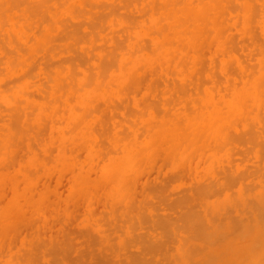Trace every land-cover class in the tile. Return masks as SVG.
<instances>
[{"label":"rangeland","instance_id":"1","mask_svg":"<svg viewBox=\"0 0 264 264\" xmlns=\"http://www.w3.org/2000/svg\"><path fill=\"white\" fill-rule=\"evenodd\" d=\"M11 1H14L15 2V0H11ZM18 1V0H17ZM17 1H16V3H17ZM20 1V0H19ZM18 1V3L17 4H19L20 6H18L17 5V7L16 8H14L15 6H16V3L14 4V3H12V2H10V0H9V2H6L5 0H0V6H1V4L3 5V3H5L4 4V7L3 6H1L0 7V11L2 12V13H0V20H1V22H0V111H1V115H0V117L2 118H0V122L1 121H5V123H3L2 125H3V127H1L2 125L0 124V127H1V130H4L3 128H4V126L6 127V122L7 121H10L11 119H12V117H14L15 115H20V114H17L16 112L15 113H13V111H17L18 112V110H19V108H18V110H17V107H16V105L17 104H19V105H17V106H19L20 107V109L22 110V109H24V110H20L19 112L21 113V112H23V114L21 113V115H20V118H21V120H20V118L19 117H17V116H15V117H17V124L15 123V119L13 118V122L14 123H12V124H9L8 125V127H12V129L11 130H15V126H14V124L16 125V128H19L21 125H23L22 123H24V126H21L20 127V131L22 132V130L24 129V133H26L27 131H29V130H31V132H32V134L33 135H31V137H30V135H29V137H30V139L32 140H30L29 141V138H26V136H27V134L30 132H28V133H26V135H24V133L22 132V134L24 135V137L26 138H23V135L21 134V135H19L18 133H16L18 130H15L14 131V133H16V134H18L19 135V137H18V135L16 136L14 133V137H18V138H13V136H11L13 139H11V141L12 140H15V141H12V142H10L9 141V137H10V135H8L9 134V132H8V134H7V132H5L4 131V136H2V135H0V243L1 242H4V246L5 247H3V245H1L0 246V248L2 247L3 249H1L0 250V263H5V264H15V261H17L18 260V262H16V264H20V262H22L21 264H24V262L26 263V264H100L101 262H104L103 260H106V262H108V259H109V262L111 263V264H120L119 263V260H118V258L119 259H121L122 257V260H120V262L122 263V262H126L125 260H128L129 259V261L127 262L128 264H189V263H191V264H206V262L208 261L209 262V260L212 258L211 257V254H214L215 253V258H214V262L212 261V259L210 260L211 262V264L213 263V264H216L217 262V264H219V263H222V264H226V263H228V264H255L257 261H260L261 259L263 260V256H264V214H263V216L261 217V215H260V217L258 216L259 215V213L260 214H262V212H264V203H263V201H264V180H263V178H264V174H262V173H264V157H263V155L264 154H262V149L260 150V151H258V145L259 144H257L256 142H258V143H260L261 141H262V144L264 143V138H263V135H264V130L262 129H258V128H260V125L262 126V124H263V126H264V119H263V122H262V118H263V116H264V110L262 109L261 111H259V110H257V111H259V113L260 112H263V113H260L261 115H259V113L258 112H251V114L249 113V115L247 114L248 112H246L244 115H248V121L246 122L245 120H246V118H245V116L243 115V117L245 118H240L239 119V117H237L236 116V118H237V120H235V119H233L232 117L234 116V115H232V116H229L230 118H229V122L231 123H234V122H236L237 121V123H239L240 122V124H237V123H235L234 124V126L235 125H240V128H239V126H236L235 128L237 129V131H239L237 134H235V132H236V130H234V129H232V130H234L233 132H234V134H233V136H232V134H230L232 137H231V141L234 139V140H236L235 138H233L234 137V135H235V137H239L240 139H242L243 137H244V139H245V136H243L242 135V133H241V131L242 130H244V131H246V130H249L248 128H252L251 127V125L253 124V122L255 121V123H254V127L252 128V130L253 131H256V132H258L259 134H257L256 132H255V134L253 135V134H250V133H248V131H247V133H248V135H247V133H246V140H241V141H239V138H238V141H235L237 144H239V145H237L234 141H232V142H230L229 144L230 145H232V147H230L229 148V144L228 145H226V146H221V145H219L220 144V142H219V146L218 145H214L215 147L212 149V151L209 149V148H211V146H210V144H208L209 145V147H206V146H208L207 145V142L205 143L204 141H205V139H204V137L202 138V140H200L199 141V143H195V141L193 142V140L191 141V143L193 142L194 144H190L191 146H189L187 149H186V143L188 142V141H190V140H186L185 138H187L186 136H184V139H185V141L186 142H184L183 143V145L182 146H180V147H178V146H176L175 145V147H177V148H173L174 150H172V148H170L171 150H172V155L171 156H169V158H167L166 159V156H167V154H166V152L168 151V150H170V149H167V150H165V148L164 149H162V150H160L161 152L163 151V153L166 155L165 156V159L166 160H169V163H167L166 162V160H165V162L168 164V166L167 165H165V163H164V165L166 166V169H165V166L163 165V163H161L162 162V160H161V162H160V159H158L157 161H159V162H156L155 164L157 165V167L156 168H154L153 166H152V168H153V170H155V171H153L154 173L156 172V171H158L159 170V172L161 171V173H159V172H157V174H155V175H158V173L160 174V176H161V178L163 179L164 177L163 176H166V177H169V175H170V177H171V183L170 182H165L166 184L167 183H169L168 185H166L167 187L165 188L164 187V191L162 192V191H156V186H157V184H159V185H162V182H163V180L161 181L160 180V177L158 176V177H156L155 176V178H153L154 176V174L152 175V173L150 174H147V171L145 172V171H143V172H145V174L143 173V175L141 176V177H139L138 179H135V177H138V176H140V175H137V174H140V172L142 171L141 169L143 168V165L144 164H146V162L148 161V164H146L145 165V167L147 168L148 166L147 165H151L152 163H153V159L151 158V156H152V152L154 151V147H153V150H152V152H150L151 150H149V151H145L143 148H142V142L145 140V135H144V128H145V125H147L148 124V122H150L151 121V119H150V117H151V113L153 114V116L155 117V118H157V119H161V118H167V117H163V115H164V113L165 112H137V109H140V108H142L143 106H144V103H146V104H149V103H147L148 101H152L151 103H153V104H155V100H154V98H158V100L160 101L161 100V98H162V93H163V90L165 89V88H171V86H176L177 85V82H176V80L175 79H172V75L174 76V73H175V67H174V63L173 62H171L168 58H164L163 57V53H159L158 54V57H159V59H161V61L163 62V64H164V68H165V72H166V76L167 77H169V81H168V83H165L164 81H163V78H164V76L165 75H162L159 71H160V69H159V67H157V66H154V68H153V70H154V72L156 71V74L153 72H148L147 74H143V77H141L140 79H137V82L139 81V83H137L138 85L136 86L135 85V82H136V80H135V82H133L134 83V85L132 84V85H130V83H129V85H126V84H123L121 81H120V79H118V78H110V76L109 75H111V74H115V75H119V73H120V71L123 69L122 68V66L127 62H125V63H123V60L124 59H127V57H130L129 56V54L130 55H132V57L131 58H136L138 55H139V52H138V50L136 49V44L137 43H139L140 41H144L143 43H145L144 45H146V46H148V48H147V51H151L149 54H151V55H153L154 53H153V50H150V48H152V45H151V42H150V40H149V38L148 37H144L143 35H141L140 34V32H141V30H143V28H141L142 27V25H141V22H143L142 20H143V18L142 17H140L139 16V13H141V10H142V8H141V4H140V0L139 1H137L136 2V0H129V1H135L134 3L133 2H129L128 0L126 1V3L127 2H129V3H127V4H130V5H125V3H123L122 1H125V0H115V2H114V0H112L114 3L110 6V0L108 1L109 2V6H107V5H105V7H103V9H104V14H106V13H108V12H110V10H111V12L107 15L106 14V17H105V15H104V19H99V21L97 20V19H95V20H93V22H96L95 24H98V26L96 27V25L95 24H93L92 23V25H94L95 27H93L92 25H91V21H92V19L91 20H86L85 19V16H83V14H82V12H80V10H79V8L78 7H76V9H74V11L75 10H77V11H75V13L77 14L78 12H80L81 13V17H80V13H78V15L77 16H79V18L75 15V18H73V14H74V11H73V8H75V7H73V6H68V8H66L67 6V3H68V1L69 0H66V1H64V0H50L49 1V3H48V1H45V0H40V2L41 1H44V2H47V4L46 3H44V4H42L43 2H41L40 3V5H39V3H38V5H35V3H33V2H39L38 0H27V3H25V1H24V3L23 4H20V2ZM73 1V0H72ZM29 2H32V3H29ZM37 2H36V4H37ZM53 2V3H52ZM65 2V4L63 5V3ZM121 2L124 4L123 6H125L124 8H122L123 6H122V4H121ZM139 2V3H138ZM10 3V4H9ZM57 3H58V5H57ZM12 4V5H11ZM34 4V7L32 6L31 7V5H33ZM61 4L66 8V10L64 9L63 10V6H61ZM108 4V3H107ZM119 8V6H120V8L121 9H118V8H116L118 11H115L114 12V6L115 5ZM140 4V5H139ZM9 5H10V8H11V10H9L8 11V9H6V8H8L9 7ZM14 6V7H13ZM30 7V9H28L27 8V10L24 8V7ZM38 6V7H37ZM57 6V7H56ZM108 8H107V7ZM39 7H42V8H40L39 9V11H38V8ZM48 7V8H47ZM49 7H51V9L49 8ZM127 7V8H126ZM9 8V9H10ZM32 8H33V10L34 9H37V11L36 10H34L33 11V14H35V12H38L35 16H33V14H31L32 12ZM57 8V9H56ZM78 8V9H77ZM112 8V9H111ZM133 8V9H132ZM25 9V10H24ZM50 9V10H49ZM109 9V11H107ZM127 11H126V10ZM140 10V12L139 11H136V10ZM7 10V11H6ZM17 10V11H16ZM21 10V11H20ZM31 10V11H30ZM62 10V12H60ZM79 10V11H78ZM122 10V11H121ZM133 12H132V11ZM28 12L29 11V13L28 14H30L29 16H27V13L26 12ZM42 11V12H41ZM52 11V13H50ZM124 11V12H123ZM135 11H136V14H138V16L135 14H133V13H135ZM47 12V13H46ZM57 12H59V14L57 13ZM106 12V13H105ZM122 12H123V14H122ZM130 12V13H129ZM23 13V14H22ZM116 13V14H115ZM118 13V14H117ZM125 13V14H124ZM43 14V17H41V15ZM58 14V15H57ZM21 15H22V17H21ZM25 15V17H23ZM126 15V16H125ZM17 16H20V17H17ZM84 18H83V17ZM137 16V17H136ZM14 17V18H13ZM28 17V18H27ZM65 17H68V20H69V22L65 19ZM101 17H103V15H101ZM117 17V18H116ZM23 18V20H22V22H20L19 20H21ZM32 18H34V20L32 19ZM46 18H48V20L46 19ZM137 18V19H136ZM2 19H4V20H2ZM14 19V20H13ZM26 19H28V21H26V23L24 24L23 23V21L25 22V20ZM60 19H61V21H60ZM62 19L65 21H67V23H66V25L64 26V28H66L67 27V25H69L70 24V22H73V24L75 23L76 25L78 24H80V22L81 21H83L84 23H82L83 24V26H80L81 27V29L79 28V26H78V29H80V32H75V30L76 29H74L73 31H74V35H71L70 34V32H69V35H67L68 33H67V30L69 29V30H71V32H72V29L74 28L73 26L75 25H71L72 27H69L68 29H64L63 27H58V25L60 26V24H63L62 23ZM134 19V20H133ZM60 21L61 23L59 24L58 22ZM78 21H79V23H78ZM86 21H88V22H86ZM103 21H105V22H103ZM86 22V23H85ZM90 22V23H89ZM1 23L3 24V25H1ZM5 23V24H4ZM58 23V24H57ZM69 23V24H68ZM90 24L92 27H93V29H87V31H86V28H88V24ZM103 23H104V25H103ZM114 23V24H113ZM118 23V24H117ZM130 23V24H129ZM133 23V24H132ZM50 25V27L48 26V25ZM55 24H56V26H55ZM65 24V23H64ZM81 24V25H82ZM85 24H87V25H85ZM102 24V25H101ZM14 25V26H13ZM41 25V26H40ZM116 26V27H113V26ZM61 26H63V25H61ZM90 26V27H91ZM107 26V27H106ZM23 27V28H22ZM38 27H40V29L38 28ZM126 27H128V28H126ZM49 28V29H48ZM54 28H58V29H54ZM61 28H63V29H61ZM75 28H76V26H75ZM115 28V29H114ZM38 29V30H37ZM48 29V30H47ZM60 29L61 30H63L64 32H66V33H64L63 31H60ZM121 29H123V31L121 30ZM126 29V30H125ZM128 29V30H127ZM132 29V30H131ZM43 30V31H42ZM52 30V31H51ZM56 30V31H55ZM100 30V32H98ZM106 30V31H105ZM55 31V32H54ZM60 31V32H59ZM79 31V30H78ZM90 33H89V32ZM108 31V32H107ZM119 31V32H118ZM121 31V32H120ZM130 31V32H129ZM51 32V33H50ZM81 32H82V34L85 32L86 33V35H89L88 37H86V35H85V33L83 34V35H81V36H79L80 34H81ZM95 32H96V35H95ZM101 32H103V33H101ZM107 32V33H106ZM125 32H126V34H125ZM35 33H37V34H35ZM54 33H56V34H54ZM57 33H59V34H57ZM60 33H62V34H60ZM77 33V34H76ZM94 35H93V34ZM132 33V34H131ZM119 34V35H118ZM121 34V35H120ZM41 35H43V36H41ZM57 36L58 38L59 37H61V38H63L62 37V35L64 36V35H67V36H64L65 37V42H64V40L62 39H58V40H53L54 39V37L52 38H48V37H50V36ZM60 35V36H59ZM70 35H71V37H70ZM105 35V36H104ZM110 35V36H109ZM82 36H85V38H83ZM94 36H96V38L94 37ZM116 36V37H115ZM123 36V37H122ZM124 36H126V37H124ZM46 39H45V38ZM69 37V38H68ZM112 37H115L114 38V41H112L111 39H113ZM256 37H259V36H256ZM31 38V39H30ZM40 38H42V39H40ZM74 38L75 39H77L76 41H78L79 39V43H77L75 40H74ZM94 38V39H93ZM120 38L121 39H123L124 38V40H120ZM125 38H126V40H125ZM128 38V39H127ZM260 38V37H259ZM39 39V40H38ZM50 41H55L54 42V44L52 45L51 44V42H49V40ZM56 39V38H55ZM81 39H82V41H81ZM85 39H87L86 41H84ZM133 39V40H132ZM146 41H145V40ZM74 40V41H73ZM104 40V41H103ZM111 40V41H110ZM236 40H239V38H236ZM46 41H48V44L47 45H45V43H46ZM52 41V42H53ZM111 43H110V42ZM117 41H119L118 43H117ZM124 41V42H123ZM259 41H260V39H259ZM58 42V43H57ZM62 42V43H61ZM76 42V44H74ZM103 42V43H102ZM106 42V43H105ZM121 42H123L124 44H122ZM37 43V44H36ZM69 43V44H68ZM102 43V45H100ZM108 43H109V45H108ZM114 43V44H113ZM142 43V42H141ZM260 43H262V41H260ZM50 44H51V46H52V48H50L51 46H50ZM79 44V45H78ZM98 44V46H96ZM105 44V45H104ZM100 45V46H99ZM119 45H120V47L121 48H118L119 47ZM50 46V47H49ZM54 46H56V47H54ZM97 47V49H96V47ZM112 46L114 47V48H112ZM118 46V47H117ZM124 46V47H123ZM133 47V48H131V47ZM20 47V48H19ZM42 47V48H41ZM62 47V48H61ZM68 47V48H67ZM95 47V48H94ZM100 47V48H99ZM109 47V48H108ZM119 49H117V48ZM129 47V48H128ZM24 48V50H22ZM38 48H41V49H38ZM47 48H48V52H47ZM50 48V49H49ZM64 48V50H62ZM78 50H77V49ZM250 48V47H249ZM38 49V50H37ZM74 50V52L76 51V53H77V51H79L78 52V56L76 57V56H74V52H73V50ZM92 49V50H91ZM95 49V50H94ZM101 49V50H100ZM108 51H107V50ZM114 49H116L115 51H116V53L113 51ZM130 49H133V50H130ZM50 50H52V51H50ZM58 50H59V52H58ZM60 50H62V51H60ZM71 50H72V52H71ZM84 50V51H83ZM102 50H104L103 51V53H105L104 54V59H105V61H101V60H103V59H101V57L103 58V56H102ZM110 50H112V51H110ZM118 50V51H117ZM95 51V52H94ZM238 51V52H237ZM237 51L236 52H233V54L234 55H236L235 53H239L240 55H241V57H240V55L239 54H237V58L239 59V58H242V60L241 61H239L240 62V64H245L244 62L247 60H249L250 58H251V56H252V61H254V58L256 57V54L254 53V52H251V53H248V51L246 52L245 50L244 51H242V50H240V49H237ZM41 52V53H40ZM48 53V58H49V61H47V57L45 58L44 56H46L47 54H45V53ZM51 52V53H50ZM88 52H90V53H88ZM99 52V53H98ZM101 52V53H100ZM107 52V53H106ZM108 52L110 53V56L111 57H109V54H108ZM112 52H114V54H116V55H114ZM246 52V54H244L243 55V53H245ZM13 53H15V54H13ZM79 53H81V54H79ZM12 54V55H11ZM70 54H72V55H70ZM87 55V54H89L90 56L89 57H85V55ZM91 54H92V56L93 55H95V57H96V59H99V62H97V60L95 59V57L93 56H91ZM112 54V55H111ZM255 54V55H254ZM15 55V56H14ZM41 55V56H40ZM72 57V58H69V59H64V61H63V59L62 58H67V57ZM81 55V56H80ZM125 55V56H124ZM250 55V57H249V59H247L248 58V56ZM255 57H254V56ZM13 56V57H12ZM40 56V58H38ZM64 56V57H63ZM67 56V57H66ZM73 56L75 57V58H78L79 60H77V59H74L73 60ZM106 56V57H105ZM11 57V58H10ZM39 59L38 61H36V62H38V63H36L35 62V60L37 59V58ZM113 57V59H110V58H112ZM126 57V58H125ZM62 59V61L61 60H59V59ZM83 58H88V59H86V61H85V63H84V61H81ZM94 58V59H93ZM121 58V59H120ZM123 58V59H122ZM70 59H71V61H70ZM81 59V60H80ZM91 59V60H90ZM101 59V60H100ZM108 59H110L111 61H114V65H113V62H111L110 60H108ZM227 59V58H226ZM245 59V60H244ZM59 60V61H58ZM69 60V61H68ZM72 60H73V62H72ZM85 60V59H84ZM90 60V61H89ZM96 62H95V61ZM31 61V62H30ZM57 61V62H56ZM82 63H80V62ZM92 61H93V63H92ZM100 61H101V63L102 62H104L103 63V66H104V64H105V62H106V65H105V67L106 68H104L103 66H102V64L100 63ZM244 61V62H243ZM246 61V64H245V66L244 67H246V65H247V67H249V65H251V64H253L252 63V61H248L247 62ZM36 63V65H35V63ZM53 62H55V63H53ZM67 62V63H66ZM70 62H72V64L73 65H71L70 64ZM109 62H111L112 64L110 65V63ZM243 62V63H242ZM33 63V64H32ZM53 63V64H52ZM57 63V64H56ZM89 63V64H88ZM99 63L101 64L100 65V67H99ZM248 63V64H247ZM49 64V65H48ZM50 64H52L51 66H50ZM108 64L110 65V66H108ZM32 65V66H31ZM33 65H35L34 67H33ZM80 65V66H79ZM86 65V66H85ZM215 65H217V69L216 68H213V70H215L216 69V72L218 73V76L220 77V75H221V77H223V79L220 77V78H218V83H219V81H220V83L218 84V83H216L217 85H213L211 82H209V81H207V83L205 82L206 80H203V82H201L200 84L201 85H199V87H200V90L201 91H204L205 89H206V91H207V89H208V91H210L211 92V90L212 89H210L211 87L214 89H216V93H217V95H223L224 96V99L225 100H228V99H230V97H231V94H233V93H236L237 91H239L240 89H241V86H242V81L245 79L244 77H240V75H238L239 73L241 74V76H243V74H242V71H243V69H239L237 66H236V64L234 65V63H232L231 65H229V64H227V66H228V68L226 69L225 68V70L227 71L230 67V69H232V70H230V71H227V75H226V73H225V71H221L220 70V65H219V63L218 62H216L215 63ZM32 68H31V67ZM47 67L48 69H46L45 70V68L44 67ZM57 66V67H56ZM74 66V67H73ZM83 66V67H82ZM88 66H89V69L91 70H89V69H87L88 68ZM112 66V67H111ZM115 66V67H114ZM120 66H121V69H120ZM242 66V65H241ZM253 65H251L250 66V68L252 67ZM43 67V68H42ZM51 67V68H50ZM86 69H85V68ZM246 67V68H247ZM28 68V69H27ZM35 70H34V69ZM112 68H116V69H112ZM166 68H168V69H166ZM243 68V67H242ZM245 68V69H246ZM250 68H247L244 72L245 73H247V71H248V69H250ZM19 69V70H18ZM103 69V71H101ZM219 69V70H218ZM251 69H253V67L251 68ZM250 69V70H251ZM45 70V71H44ZM49 70V71H48ZM168 70H169V72H168ZM218 70V71H217ZM233 70H235L234 72H238V74H236V75H232V76H230L231 78H229V75L228 74H233L234 72H233ZM47 71L49 72V73H47ZM65 71H67V72H65ZM69 71H72L71 73L73 74V76H72V74L71 73H68ZM100 71V72H99ZM115 71V72H114ZM142 71V70H141ZM172 71V72H171ZM233 73H232V72ZM19 72H21V73H19ZM42 72H44V73H46V75L44 76V74L42 73ZM52 74H51V73ZM75 72V73H74ZM87 72L89 73V75H85V74H87ZM100 73L101 75L99 76V77H97V75H96V73ZM119 72V73H118ZM145 72H147V71H145ZM229 72V73H228ZM236 72V73H237ZM27 73V74H26ZM83 73V74H82ZM91 73V74H90ZM168 73L169 74H171V75H168ZM222 73H223V75H222ZM42 74V75H41ZM103 74V75H102ZM155 74V75H154ZM224 74L226 75V76H224ZM49 77H48V76ZM145 75H146V77H145ZM216 75V74H215ZM239 76L240 77V79L239 78H236L235 80L233 79L234 77H236V76ZM67 76V77H66ZM68 76H71V77H68ZM107 76V77H106ZM120 76V75H119ZM217 76V75H216ZM41 77V78H40ZM43 77L44 78H49V80H47V79H43ZM85 77H87V78H85ZM90 77V78H89ZM116 77V76H115ZM155 77V78H154ZM67 78H71V79H69V81H67L68 79ZM73 78L75 79V80H73ZM105 78V79H104ZM40 79V80H39ZM43 79V80H42ZM91 79H93V81L91 80ZM102 79V80H101ZM151 79H154L155 81H150ZM157 79V80H156ZM227 79V80H226ZM13 80V81H12ZM15 80V81H14ZM42 80V81H41ZM49 81V82H47V81ZM86 80V81H85ZM143 80V82H141ZM229 80V81H228ZM241 80V81H240ZM10 81V82H9ZM37 82L36 84H34V82ZM44 81H46V82H44ZM61 81H63L65 84H64V86H63V82H61ZM71 81H72V83H71ZM82 81V82H81ZM90 81V82H89ZM100 81H102V82H100ZM150 81V82H149ZM31 82V83H30ZM32 82H33V84H32ZM60 82V83H59ZM94 82V83H93ZM131 82V83H132ZM155 82H156V84L158 85V87H157V89H155L156 88V86L154 85L155 84ZM174 82H175V84H174ZM231 84H230V83ZM237 82V83H236ZM71 83V84H70ZM154 83V84H153ZM165 83V84H164ZM223 83V84H222ZM224 83H226V85L227 84H229V85H231L230 86V89L229 90H231L233 87V89L229 92L228 90L226 91V89L225 90H223L224 88L223 87H227ZM6 84V85H5ZM42 84H44V85H42ZM84 84H88L89 86L87 87V85H84ZM71 85V86H70ZM76 85V86H75ZM84 85V86H83ZM140 85H142V86H140ZM232 85H233V87H232ZM27 86H29V87H27ZM62 86H63V88L65 89V91H64V89L62 88ZM73 86H75V89H74V87ZM86 86V87H85ZM131 86V87H130ZM149 87L150 86V88L147 90L146 88L144 89L143 87ZM155 86V87H154ZM206 86V87H205ZM216 86V87H215ZM240 86V87H239ZM2 87V88H1ZM68 87V88H67ZM73 87V88H72ZM133 87V88H132ZM134 87H137V88H135L134 89ZM143 88V89H141V88ZM204 87H205V89H204ZM229 87V86H228ZM232 87V88H231ZM235 87H237V88H235ZM46 88H48L47 90H46ZM57 88V89H56ZM74 89V90H72V89ZM91 88V89H90ZM94 88V89H93ZM107 88V89H106ZM123 88V89H122ZM140 88V89H139ZM41 91V90H43V93H41L40 94V92H38L37 93V91H39V90ZM54 89H56V91L54 90ZM95 89H96V91H95ZM111 89V90H110ZM122 89V90H121ZM125 89V90H124ZM139 89V92L138 91H136V90H138ZM204 89V90H203ZM218 89V90H217ZM35 90V93H33V91ZM72 90V91H71ZM93 92H92V91ZM119 90H121L120 91V94H118V91ZM135 90V91H134ZM143 90H145L144 92H143ZM63 91H64V95H63V97H62V94H63ZM75 93H74V92ZM112 91V92H111ZM123 91V92H122ZM157 91V92H156ZM32 92V93H31ZM42 92V91H41ZM44 92H45V96L43 95L44 94ZM47 92H48V94H47ZM69 92H70V94H69ZM106 92H107V94H106ZM143 92V93H142ZM146 92H148V94L149 95H147L146 96ZM214 92V93H215ZM219 92H220V94H219ZM28 93H31V96L33 95H38L37 96V98L35 97H31V99H29L28 98V96H30V94H28ZM115 93V94H114ZM145 93V94H144ZM73 94V95H72ZM81 94H83L82 96H81ZM91 96H90V95ZM106 94V96L104 97V95ZM122 94H124V95H126L125 97L123 96H121ZM143 94V95H142ZM39 95L41 96V97H39ZM48 95V96H47ZM70 95V96H69ZM102 95V96H101ZM116 95V96H115ZM119 95L122 97H120L119 98V101H117L118 100V97H119ZM42 96H44V97H42ZM57 96V97H56ZM114 96V97H113ZM146 96V97H145ZM40 98V100H39V98ZM46 97L48 98V100H46ZM56 97V98H55ZM62 97V98H61ZM77 97H79V98H81V99H83V100H86V101H88V104L86 105V107H87V109L89 108V107H91L90 109H88V113L86 112V110L84 111V112H86L84 115H86V116H89V117H87V119H85L86 118V116L84 117V119L85 120H83V121H81L82 120V118H81V122H83V123H81L80 121V123H79V126H75L74 124H73V116H72V109L74 108V111L76 110V111H80V112H82V110H84V107L85 106H79L76 102H77ZM104 97V98H103ZM128 97H129V100H126V99H128ZM149 97V98H148ZM254 97V95H251L250 97H249V99L250 100H246V101H248V103H249V101H251L252 100V98ZM60 100V102L62 101V105L61 104H59L60 102H59V100ZM103 98V99H102ZM111 98H113V99H111ZM116 98V99H115ZM19 99V100H18ZM38 99V100H37ZM57 99V100H56ZM68 99V100H67ZM121 99V100H120ZM126 101H125V100ZM46 100V101H45ZM51 100V101H50ZM111 100H112V102H111ZM122 100H124L123 102H120V101H122ZM138 100V101H137ZM22 101V102H21ZM48 101V102H47ZM69 101V102H68ZM91 103H90V102ZM110 103V109H109V107H108V102ZM9 102H10V105H9ZM47 102V103H46ZM50 102H52V103H50ZM101 102L102 104L100 105L99 103ZM106 102V103H105ZM114 102V103H113ZM129 102V103H128ZM13 103H17L16 105L15 104H13ZM23 103V104H22ZM30 103V104H29ZM94 103V104H93ZM106 104V105H103V104ZM108 103V104H107ZM117 103V104H116ZM123 104L122 105V108H120L119 107V111L117 110L118 109V105H120L121 106V104ZM125 103H127V105L125 104ZM150 103V104H151ZM5 104V105H4ZM48 104H50V105H48ZM66 104V105H65ZM143 104V105H142ZM15 105V106H14ZM29 105V106H28ZM47 105H48V107H47ZM73 105H75L73 108H72V106ZM95 105V106H94ZM100 107L101 109H102V105H103V109L105 108L104 106H106V111H104V110H102V112L104 111V113H102L101 112V109H99L98 107ZM126 105V106H125ZM129 105V106H128ZM13 106H14V108H13ZM10 107V108H9ZM62 107V108H61ZM95 107H97L96 109H99V114L100 113H102L101 114V116H103V117H99V114L97 115L96 113H93V112H98V110L96 111V109H94ZM108 107V108H107ZM112 107V108H111ZM126 107H128V110H125L127 113H128V115H126V113H124L125 111L123 110V116H122V114H121V110L122 109H127ZM138 107V108H137ZM6 108H8V110L10 109L11 111H6V112H9V114H7V113H4L5 112V109ZM14 110H13V109ZM93 108V109H92ZM137 108V109H136ZM59 109V110H58ZM86 109V108H85ZM109 109V110H108ZM113 109H116L117 111L115 112V111H113ZM7 110V109H6ZM27 112H26V111ZM33 110V111H32ZM108 110V111H107ZM112 110V113L110 112ZM134 111V112H133ZM18 112V113H19ZM25 112H26V114L27 113H29V118L28 117H25L26 116V114H25ZM58 112V113H57ZM80 112H77V114H81L82 116H83V114L82 113H80ZM92 112V113H91ZM105 112H107V113H105ZM113 112H115L114 114H113ZM5 115H4V114ZM11 113V114H10ZM13 113V114H12ZM31 113H32V116H31ZM257 113H258V115H259V117H258V119H257V117H256V115H257ZM60 114V115H59ZM89 114V115H88ZM94 114V115H93ZM104 114V115H103ZM106 114V115H105ZM134 114V115H133ZM255 114V116H253ZM263 114V115H262ZM7 115V116H6ZM13 115V116H12ZM23 115V116H22ZM42 116V120H40V117ZM59 115V116H58ZM126 115V116H125ZM131 115H133L132 116V118H131ZM157 115H159V116H157ZM257 115V116H258ZM10 116V117H9ZM12 116V117H11ZM56 116V117H55ZM115 116V118L114 119H112V117H114ZM249 116H250V118H249ZM262 116V118H260ZM5 117V118H4ZM8 117V118H7ZM25 117V118H24ZM30 117L32 118V119H30ZM45 119H44V118ZM46 117H47V119H46ZM48 117L50 118V119H48ZM68 117V118H67ZM100 118L99 120L97 119V118ZM255 117V118H254ZM8 120H7V119ZM27 118V119H26ZM105 120H104V119ZM120 118V119H119ZM234 118H235V116H234ZM24 119V120H23ZM44 119V120H43ZM70 119V120H69ZM92 119V120H91ZM93 119H95V120H93ZM112 119V123L110 122V120ZM230 119H233V120H230ZM252 119H255V120H253L252 121ZM20 120V121H19ZM25 120H28L27 122L28 123H26V122H24ZM29 120L30 121H32V124L30 123L29 124ZM40 120V121H39ZM46 120V121H45ZM66 120V121H65ZM87 120L89 121V122H87ZM96 120H98V122L96 121ZM119 120V121H118ZM260 121L261 123H260V125H259V122L258 121ZM3 121V122H4ZM12 121H10V123L12 122ZM43 121H45L46 123H45V125H47V127L44 125V122ZM67 121H69L70 123H68L67 124ZM91 121H93V122H91ZM95 121V122H94ZM103 121H104V123H103ZM105 121H106V123H105ZM250 121L252 122V124H249L250 123ZM22 122V123H21ZM39 122V123H38ZM50 124H49V123ZM53 122V123H52ZM63 122H64V124H63ZM137 122V123H136ZM145 122V123H144ZM249 122V123H248ZM20 123V124H19ZM89 123V124H88ZM126 123V126L124 125ZM243 123V124H242ZM7 124H8V122H7ZM20 126H19V125ZM27 124H29V126L27 127V129H26V126H27ZM42 126H41V125ZM53 124V125H52ZM65 124H67V125H65ZM70 124V125H69ZM72 124H73V126H75V128L72 126ZM114 124V125H113ZM130 124H131V126H130ZM242 124V125H241ZM245 124V125H244ZM12 125V126H11ZM26 125V126H25ZM32 125V126H31ZM34 125L36 126L37 125V127H38V125L39 126H41V127H39V128H34ZM51 125V126H50ZM54 125H58V127H54ZM136 125V126H135ZM17 126H19V127H17ZM43 126H45V127H43ZM62 126H65L64 128H65V131H64V128H63V131L66 133V134H63L64 132L62 131ZM68 126V127H67ZM72 126V128H73V130L74 131H72L71 129L72 128H70ZM94 126V127H93ZM8 127H6V128H8ZM23 127V128H22ZM33 128V129H30V128ZM43 127V128H42ZM67 127V128H66ZM121 127V128H120ZM247 127V128H246ZM256 127V128H255ZM258 127V128H257ZM5 128V129H6ZM10 128H8L9 130H10ZM45 128V129H44ZM69 128H70V130H71V132H73V133H69L68 131H69ZM124 129V133L122 134V132L121 131H123V130H121V129ZM264 128V127H263ZM8 129H6V130H8ZM35 129V131H33ZM42 129H44L45 131V133H44V136L42 135L43 134V130ZM241 131H240V130ZM1 130H0V132H1ZM46 130H47V132H46ZM120 131L119 133V135H118V132L116 133V131ZM129 130V131H128ZM260 130H261V132H260ZM80 131V132H79ZM94 131V132H93ZM98 131L100 132L99 133V135L97 134L98 133ZM102 131V132H101ZM244 131H242L243 132V134L245 135V133H244ZM251 130H249V132H250ZM12 132V131H11ZM30 132V133H31ZM37 132H39V133H37ZM42 132V133H41ZM87 134H86V133ZM113 132V133H112ZM128 132V133H127ZM130 132V133H129ZM263 132V133H262ZM2 133V132H1ZM7 135H6V134ZM35 133L37 134V136H34L35 135ZM59 133V135H56V134H58ZM92 133H93V135H92ZM116 133V134H115ZM251 133H253L252 131H251ZM262 133V134H261ZM63 134V135H62ZM82 134V135H81ZM83 134H85V135H83ZM102 134V135H101ZM113 134V135H112ZM125 135V136H123L122 137V135ZM138 136H137V135ZM61 135V136H60ZM97 135V136H96ZM100 135H101V137H100ZM105 135H106V138H105ZM187 135V134H186ZM189 135V134H188ZM242 135V136H241ZM249 135H252L253 137H251L252 139H250V137L248 138V136ZM9 136V137H8ZM21 136H22V138H21ZM56 136H57V138H56ZM60 136V137H59ZM69 136V137H68ZM104 136V138H102ZM118 136V137H117ZM6 137H8V139L6 138ZM36 137V138H35ZM65 137V138H64ZM94 137L97 139V141H96V139H94ZM98 137H100V139L98 140ZM122 138V140H120L121 138ZM125 137H127V138H125ZM138 137H139V139H138ZM188 137H190V136H188ZM254 137H256L257 139L255 140V142H254V147H252V146H250V145H252V144H250L248 141H247V138L249 139V141L250 140H252V143H253V140L255 139ZM260 137V138H259ZM39 138H41V139H39ZM53 138H55V140H53ZM59 138H61V139H59ZM64 138V139H63ZM68 138H72L70 141H69V139ZM130 138H131V140H130ZM136 138V143L137 144H135L136 145V147H137V149H136V147L134 148L133 147V140ZM233 138V139H232ZM37 139V140H36ZM47 139H49V140H47ZM107 139H108V141H107ZM142 139V140H141ZM181 139H183L182 137H181ZM6 142H5V141ZM16 140L18 141V143H19V141H20V145H22L21 147H20V145L19 144H17L16 143ZM23 140H25L24 142H23ZM44 140V141H43ZM65 140H66V142H65ZM118 140V141H117ZM261 140V141H260ZM36 143H35V142ZM64 141V142H63ZM90 141V142H89ZM99 141H101L100 143H99ZM184 141V140H183ZM242 141H244V142H242ZM245 141H247V143L246 144H242V143H245ZM5 142V143H4ZM7 142H10L11 143V145H10V143H7ZM29 142V143H28ZM34 142V143H33ZM57 142H59L58 144H57ZM141 142V143H140ZM239 142H241V143H239ZM4 143V144H3ZM15 143H16V145H15ZM55 145H54V144ZM202 143V144H201ZM204 143V144H203ZM235 143V144H234ZM249 143V144H248ZM6 144V145H5ZM8 144V145H7ZM14 144V146L16 147V148H13V150L12 151H10L12 148L10 147V146H12ZM23 144H25V145H23ZM35 144V145H34ZM57 144V145H56ZM90 144V147H88V145ZM99 144V145H98ZM214 144V143H213ZM216 144V143H215ZM256 144H257V147H255L256 146ZM261 144V143H260ZM259 145V149H260V147L262 146L263 147V150H264V144L263 145ZM18 145H19V149H18ZM54 145V146H53ZM68 145V146H67ZM96 145H97V148H96ZM185 145V146H184ZM187 145H189V144H187ZM195 145H197V146H200V150H203V151H201L200 152V150H199V147L198 148H194V146ZM211 145H212V143H211ZM237 145V146H236ZM240 145H243V146H241L240 147ZM7 146H8V148H7ZM95 146V147H94ZM102 146V147H101ZM125 146H127V148H125V150H124V147ZM203 146V147H202ZM218 146V147H217ZM252 148H250V147ZM56 147V148H55ZM59 149H58V148ZM113 147H116V148H113ZM223 147H225L224 149H223ZM236 147H238V149H236L235 150V148ZM248 148L249 149V151H250V149L252 150V152L251 153H248V152H246V150H245V148ZM6 148H7V151H4V150H6ZM102 148V149H101ZM114 150H113V149ZM134 148V149H133ZM142 150H141V149ZM180 148V149H179ZM184 148V149H183ZM194 148V149H193ZM206 148H207V150L209 149L210 151H208L207 153H206ZM227 148H229L228 150L229 151H231L232 150V152L235 154H232V152H231V154L233 155V156H231V154L229 153V155H230V157H231V159L233 158H238V159H236V160H234L233 161V159L232 160H230V161H232V165H233V163H234V165H233V168H231V164H230V161L228 160V158H229V155H227L226 154V151L228 152V150H227ZM232 148V149H231ZM239 148H240V150H241V152L242 153H244V151L243 150H245V153H244V155H243V157L245 156V154L247 153V154H252L251 155V157H250V155H246L244 158H245V160H239L240 158H241V156H242V153L240 152V150H239ZM246 148V149H247ZM255 150H254V149ZM36 149H38L37 151H36ZM56 149H58V150H56ZM104 149V150H103ZM132 149V150H131ZM138 149H140L141 151L139 152V155L137 154V161H138V164H137V162L136 163H134L135 164V166H134V168H132L133 167V162H132V160H131V157H132V155H133V153H136V151L138 152ZM152 149V148H151ZM196 150L195 151V153H194V151H192V153H189V151L191 152V150ZM216 149V150H215ZM226 149V150H225ZM4 152H3V151ZM42 150V151H41ZM48 150V151H47ZM56 150V151H55ZM182 150H184V151H182ZM213 150L214 151H218V150H221V151H218V153H214L213 152ZM239 152H238V151ZM18 151V152H17ZM21 153H20V152ZM112 151V152H111ZM131 151H133L132 153H131ZM135 151V152H134ZM157 150L155 149V152H154V156H152L153 158H156L157 156H159V158H160V156L161 155H158V153H160V152H156ZM176 151H177V153H176ZM204 151H205V155L203 156V154H204ZM17 152V153H16ZM46 152H49V153H47V154H45ZM55 152H57V154L55 155ZM108 152V153H107ZM144 152V153H143ZM150 152V153H149ZM170 151H168L167 153L168 154H170L169 153ZM225 152V153H224ZM236 152H238V153H236ZM260 153L261 152V155L260 154H257V153ZM8 153H9V156H8ZM13 153H14V155H13ZM41 153V154H40ZM131 153V154H130ZM157 155H156V154ZM163 153H160V154H162V159H163V157H164V154ZM175 153H176V156H175V158H174V155H175ZM184 153V154H183ZM188 153H189V155L191 154V156H189L188 155ZM194 153V154H193ZM199 153H200V155H199ZM223 153H224V155H223ZM241 153V154H240ZM7 154V155H6ZM14 156V157H12V155ZM78 154V155H77ZM97 154V155H96ZM120 154H122V155H120ZM143 154H145V155H143ZM149 154H151V155H149ZM197 156H196V155ZM218 154V155H217ZM226 154V155H225ZM237 154V155H236ZM239 154H240V156H239ZM256 154V155H255ZM73 155V156H72ZM99 155V156H98ZM109 155H111V156H109ZM120 155V156H119ZM130 155V156H129ZM149 155V156H148ZM156 155V156H155ZM185 155H187V156H189L190 157V159L189 160H191V161H189L188 160V158H187V162L185 163V164H183L184 162H183V158L185 159ZM192 155H193V159H194V161H193V159H191L192 158ZM254 155V157L256 158H254V157H252ZM257 155H259V156H257ZM6 156L7 157V160H6V158H4V157ZM49 156V157H48ZM79 157V159L80 158H82L81 160H80V164L81 165H79L78 164V161L79 160H76V158L77 157ZM98 156V157H97ZM140 156V157H139ZM200 156H202L203 157V159H202V161H201V158L202 157H200ZM12 157V158H11ZM76 157V158H75ZM103 157V158H102ZM128 157H129V159H130V162H129V159H128ZM142 157H144V158H142ZM146 157H148V158H146ZM171 157V158H170ZM182 158V159H179V158ZM196 157V158H195ZM209 157V158H208ZM258 157V158H257ZM262 157V159H261V161L259 160V158H261ZM8 158H9V160H10V158H11V160H13V161H9L8 160ZM75 158V159H74ZM108 158V159H107ZM158 158V157H157ZM206 158V159H205ZM211 158V159H210ZM247 158H251V160H250V162H249V160L247 159ZM253 158V159H252ZM25 159H27V160H25ZM72 159H73V161L76 163H74L73 161H72ZM78 159V158H77ZM140 159H144V160H146V162L143 160L142 161V163H141V166H139V162H141V160ZM151 159H152V161H151ZM173 159H175V161L173 160ZM196 159V160H195ZM199 159H200V161L201 162H203L204 160H207V161H205V162H203V163H201V164H203V167L201 166V164L199 163V165H198V161H199ZM214 160V162H213V160ZM218 159V160H217ZM221 159H224V161H226L227 162V160L229 161V163H224V161L223 162H221L220 160ZM227 159V160H226ZM255 159V160H254ZM257 159L259 160V163H258V161H257ZM40 160H43V164H41L39 161ZM71 160V161H70ZM103 160V161H102ZM117 160V161H116ZM122 160H125V162H124V164L122 163ZM156 160V159H155ZM248 160V161H247ZM5 161H8V162H5ZM93 161H94V163H93ZM105 161H107V162H105ZM197 161V166H195L196 164H195V162ZM199 161V162H200ZM257 163H256V162ZM39 162V163H38ZM42 162V161H41ZM85 162V163H84ZM163 162H164V160H163ZM182 162V164L183 165H186V169L185 170H188V168H190L191 167V165H192V173H193V175L195 176V178L193 179V175H192V173H190V171H187V173L185 174V172H184V175L185 176H179L178 178H177V180H179V181H177V180H175L172 176L174 175V171H175V169H176V167L178 166V165H176V164H180ZM192 162V163H191ZM212 162V163H211ZM219 162V163H218ZM238 164H237V163ZM243 162V163H242ZM248 162V163H247ZM251 162H253V163H251ZM262 164H261V163ZM72 163H74V165L72 164ZM100 163V164H99ZM149 163H151V164H149ZM191 163V165H189ZM204 163H206V165H204ZM215 163V164H214ZM222 163H224V164H222ZM4 166H3V165ZM78 164V166H76ZM92 164H94L93 166H92ZM181 164V166H183ZM216 166V168H215V171L216 170H218L219 169V166H220V172H222V173H220L219 172V170L217 171V172H215V174L213 175V174H211V173H208V172H211L212 171V167L214 166V165ZM219 166H218V165ZM220 164H222V165H224L225 166V171L223 170V168H221V165ZM237 164V165H236ZM239 164L241 165L242 164V166H239ZM246 164V165H245ZM248 164V165H247ZM251 164V165H250ZM259 164H260V166H259ZM6 165V166H5ZM39 165V166H38ZM48 165V166H47ZM96 165V166H95ZM136 165H138L137 167H138V169L136 170ZM153 165V164H152ZM159 165V166H158ZM162 165H163V167H162ZM208 165V166H207ZM231 165V166H230ZM243 165H245V168L243 167ZM33 166H34V168H33ZM72 166V167H71ZM75 166L77 167V168H75ZM132 166V167H131ZM155 166V165H154ZM195 166V167H194ZM204 166H206V167H204ZM214 166V167H215ZM224 166H222V167H224ZM227 166H230L229 167V169L227 168ZM246 166H248V167H251L250 169L247 167L246 168ZM253 166H255V168L253 167ZM2 167V168H1ZM124 167H126V168H124ZM162 167V168H161ZM185 167V166H184ZM183 167V168H184ZM198 167V168H197ZM5 168V169H4ZM150 168V167H149ZM149 168H147V169H144V170H149ZM178 168H181L180 167V165L178 166ZM196 168H197V170H196ZM207 168V169H206ZM234 168H236V169H234ZM244 168V169H243ZM4 169V170H3ZM25 169V170H24ZM83 169V170H82ZM97 169V170H96ZM99 169H101V171H104V172H101ZM113 169V170H112ZM132 169H135V171L137 172L138 170V173L136 174V172H134V170H132ZM165 169V170H164ZM202 169V170H201ZM214 169V168H213ZM234 169V170H233ZM257 169H258V172L260 173V175L258 176L257 174H259L258 172H257V174H255L256 173V171H257ZM260 169V170H259ZM87 170H89V171H87ZM96 170V171H95ZM118 170H119V172H118ZM128 170V172H126ZM180 170V169H179ZM179 170H177V171H179ZM182 170V171H183ZM190 170V169H189ZM210 170V171H209ZM227 170H229V172L227 171ZM241 170L243 171V178H242V180H244L243 182L245 183V186L247 185V187L249 186L248 184H251V187H254V185L255 184H257V186L255 185V187L256 188H251L250 186L248 187V189L249 188H251V193H250V191L248 190V189H246L245 187V189H243L244 191H245V193L246 194H242V190H241V187H242V185H241V179H240V177L238 176L239 174L241 175ZM246 170V173L244 172ZM252 172H251V171ZM81 171H83V173L81 172ZM92 172V173H88V172ZM93 171H94V173L96 172V175L97 174H105V173H107V174H118V178H117V180H116V183H115V191L114 190H112V191H114V194L112 193V191L110 190V189H107V188H109V187H107L106 185H107V182L104 180V182L102 183V181H100L101 182V184H100V182H97L95 179V177H97V176H99V175H94V173H93ZM114 171V172H113ZM124 171V172H123ZM149 171H152L151 169L149 170ZM148 171V172H149ZM171 171H173V172H171ZM198 171H200V172H198ZM202 171H203V176H202ZM230 171H233L232 172V174H231V177H233V178H237V177H234V176H238V179H240V182L239 181H237V183L235 184V185H237V186H235L234 185V181H233V179H232V184L234 185H232V184H229V183H227V185L228 186H225L224 184H226V177L224 178L223 176L225 175V176H227V174H225V172L227 173L228 172V177H229V175H230ZM238 171H240V172H238ZM30 172V173H29ZM180 173H181V175H183L182 174V172H181V170L179 171ZM213 172H214V170H213ZM212 172V173H213ZM235 172V173H234ZM248 172H250V173H248ZM262 172V173H261ZM21 173V174H20ZM121 173H123V174H121ZM133 173V174H132ZM142 173V172H141ZM171 173H172V175H171ZM188 173H190L189 175H187ZM197 173V174H196ZM222 174V177H220V174ZM247 174V176H245V174ZM28 174H30V175H28ZM65 174H67V175H65ZM70 174V175H69ZM71 174H72V176H71ZM88 174V175H87ZM102 174L99 176V178L97 179L98 181H99V179L101 178V176H102ZM120 174H121V176H120ZM129 174H131L130 175V177L132 176H134L133 178H132V182L134 183V185L136 184V185H140L141 186V192H142V195H143V191H142V188H143V190H146V192L145 193H147V196H145L144 195V197H146L144 200H145V202H143V198L141 199V197H138V195H137V193H139V191L137 190V188L133 185V183L131 184L132 185V188H133V191H132V188L130 189V184L129 185H127V181L129 180V181H131L130 179H129V176H127V175H129ZM135 174V175H134ZM167 174V175H166ZM178 174V172L177 173H175V175L174 176H176ZM198 174H200L201 175V178H198L199 177V175ZM253 174H255V175H253ZM91 175V176H90ZM137 175V176H136ZM146 175V176H145ZM163 175V176H162ZM190 175H191V177L192 178H190ZM196 175L198 176V177H196ZM204 175H205V177H204ZM207 175H208V177H209V180L208 179H206V178H208L207 177ZM248 175H251V176H249L248 177ZM256 175H257V179H256ZM262 175V176H261ZM30 176H31V178H30ZM87 176H88V181H87ZM92 176L94 177V179H92V181L90 180L91 178H92ZM149 176V178H151L150 179V181L152 182V181H154L153 179H156L155 180V184H154V182L153 183H151L150 185H148V187H149V189H151V191L148 189V187L146 188V186H147V184H146V186H143V185H145L144 183L147 181L146 180V178L145 177H148ZM214 176V177H213ZM220 177L221 179L223 178L224 180V182H222V180L220 179L219 180V182L220 183H218V181H217V177ZM245 176V177H244ZM62 177V178H61ZM72 177V178H71ZM91 177V178H90ZM143 177V179H142V181H141V179L140 178H142ZM165 177V178H166ZM227 177V178H228ZM253 177H255L254 179H252ZM263 177V178H262ZM48 178V179H47ZM69 178H71V180L69 179ZM86 178V179H85ZM149 178H148V180H149ZM159 178V179H158ZM186 178H188L189 180L187 181L186 180ZM216 178V179H215ZM61 179V180H60ZM67 179V180H66ZM74 179L75 180H78L79 182H81L78 186H74L73 184H74ZM105 179V178H104ZM135 179V182L133 181ZM140 179V180H139ZM168 179V178H167ZM167 179H165V181H167ZM181 179L182 180H186L184 183L186 184H183V181H181ZM193 179V181L191 182V180ZM198 179V180H197ZM204 179V180H203ZM206 179V180H205ZM212 179H213V181H212ZM229 179H231V178H229ZM246 179V180H245ZM261 179H262V181H261ZM94 180H95V182H94ZM121 180V181H120ZM141 181L140 183L139 182H137V181ZM146 180V181H145ZM158 180H160V181H158ZM173 180V181H172ZM208 180V181H207ZM216 180V181H215ZM235 180V179H234ZM237 180V179H236ZM61 182V183H59V182ZM89 181H91V182H89ZM159 183H158V182ZM199 181V182H198ZM201 181V182H200ZM215 181V182H214ZM260 181H261V183H260ZM48 182V183H47ZM51 182V183H50ZM56 182H58V184H57V187H58V189H56V188H53V189H55V190H53L52 188H51V186H54V187H56ZM66 182V183H65ZM90 183L91 184V186H92V183L94 184L93 185V187H89V185H88V183ZM122 184V187L120 186L121 184ZM148 182V181H147ZM146 182V183H147ZM176 182H179V184H177ZM190 182V183H189ZM206 182V183H205ZM212 183V182H214V185L213 184H211L212 186H215V188L216 189H213L214 191H216V193H217V195H216V193L214 194V196H213V194H212V190H211V185L209 184V183ZM228 182V181H227ZM239 182V183H238ZM242 182V184L244 185V183ZM252 182V183H251ZM47 183V184H46ZM51 184V186H50V184ZM54 183V184H53ZM63 183H65V185L63 184ZM84 185H83V184ZM87 183V184H86ZM105 183V184H104ZM157 183V184H156ZM165 183L163 182V184L165 185ZM205 183V184H204ZM41 184H42V186H41ZM61 185V186H58V185ZM98 186H97V185ZM172 184V185H171ZM175 184V185H174ZM190 184H191V187H190ZM195 184V185H194ZM203 184V185H202ZM219 184V185H218ZM239 184V185H238ZM263 184V185H262ZM5 185V186H4ZM28 185H30V186H28ZM50 187H49V186ZM83 185V187H79V186H82ZM88 185V186H87ZM100 185L103 187V188H105V191H104V189H103V193H102V191H100V190H102V187H100ZM126 185V186H125ZM199 185H200V187H199ZM233 186V187H231V189H230V191H232V193H233V195L232 194H229V193H231V192H228V188L230 187V186ZM85 186H86V189H85ZM96 186H97V188H96ZM123 186H125V187H123ZM134 186V187H133ZM150 186H151V188H150ZM172 186V187H171ZM192 186H194L193 188L195 189L196 187L195 186H198L196 189H198L199 190V188H200V190L198 191V190H196L195 189V191L193 190V192L191 193V189L190 188H192ZM201 186H203V188L204 189H206L205 187H211L210 188V191L209 190H207V191H209L210 192V195L209 196H211L212 197V199H211V197L209 198V196L208 197H206L207 196V191H206V194H205V192L203 191V192H201L202 193V196H205L204 198L201 196H198V195H200V194H196L197 193V191H198V193L201 191ZM223 186V187H222ZM44 187V188H43ZM78 187V189H76V188ZM87 187L90 189V191H89V189H87ZM94 187H95V189H94ZM98 187H100V188H98ZM127 187H129L128 189H130V191H131V194H133L134 195V197H136L137 196V198H140V205H139V207H140V210L139 209H137V208H135V205H136V207L138 206L137 204H139V203H136L137 202V200L135 201V203L136 204H134V206H133V208L131 207L132 205L131 204H127L126 205V201H130V202H133V195H132V199H130L129 197H131V195H128L127 193H125L124 191L125 190H127ZM158 187H160V186H158ZM182 187H186V188H188V191L187 192H185V193H187L188 195H186L185 193H183V195H185L186 196V200L187 199H189V200H187V201H185V204H187L188 205V201L192 204V206H191V209H190V205L191 204H189L188 206L187 205H184L187 209L186 210H189V211H186V213H184L183 211V213L185 214V218L187 217V219L186 220H188V218H191V215L192 216H194V212L195 213H197L196 215H200V216H198V218H199V220H197L198 218H197V216H195L196 217V219L193 217L192 218V222H193V224H194V221H195V223L198 221V224H199V226L198 225H196V224H194V225H196V227L194 226V225H191V221L189 220V222H185L187 225H188V227H190L189 229H190V232H192L191 230H193V228H194V230H195V232H192V233H190L189 232V230H188V228H187V233H183V231L181 230L182 228H183V226L184 225H186V224H184L183 225V223L182 224H180V221L178 222V220H177V223L174 221V219L176 220L177 218H180V216H179V213H181V211L180 210H184L185 211V207L183 208V206L182 207H179V205L177 204V203H179V202H174V201H176V200H173L172 199V197L173 198H179V197H183V195L181 196V194H182V192H184V191H186L187 189L185 188V190H184V188H183V191L182 192H180V188H182ZM235 187V188H234ZM49 188H50V190H49ZM71 188V191L73 190L74 191V194L75 193H77L78 191H80L81 189H84V190H81L80 192L83 194L84 193V195H81L82 197L81 198H79V200L78 201H80L79 203H78V201H77V198H78V196H80L79 194H81V193H77V195L75 194V195H73V194H71L69 191V189ZM75 188V189H74ZM117 188H119V189H117ZM123 188V189H122ZM125 188V189H124ZM134 188H136L135 189V191L137 190L138 192H134ZM192 188V189H193ZM218 188H224V189H222V193H220V191H218L219 189ZM16 189L18 190L17 192H16ZM36 189H38V192H37V190ZM48 190V191H50V192H46V191H44V192H46V193H44V192H42V193H40L41 192V190ZM51 189H52V191H51ZM99 190V191H97V190ZM149 191H148V190ZM152 189L153 190H155V193H154V191H152ZM158 189H160V188H158ZM157 189V190H158ZM172 189V190H171ZM218 189V190H217ZM228 189V190H227ZM234 189H235V191H234ZM259 189V190H258ZM263 189V190H262ZM42 190V191H43ZM78 190V191H77ZM92 190H93V193L95 192L94 190H96V194H94V196H92L93 195V193H92ZM122 190H124L123 192H121ZM139 190H140V188H139ZM225 190H227V192L225 191ZM255 192H254V191ZM258 190V191H257ZM4 191H6L5 193H3ZM31 191H32V193H31ZM54 191V192H53ZM76 191V192H75ZM83 191V192H82ZM111 191V192H110ZM128 191V190H127ZM148 191V192H147ZM170 191V192H169ZM104 192H105V195L106 196H108L109 194H111V198H110V195L108 196V197H106L105 195H104ZM149 192L150 193H153V194H156V192H157V195L158 196H156V197H154V195L153 194H151L152 195V197H153V199L149 196L150 194H149ZM167 192V193H166ZM174 192L175 193H177V192H180L179 193V196L178 197H176L177 196V194H175V195H173L174 194ZM195 192V193H194ZM209 192H208V194H209ZM218 192L221 194L220 195V197H219V194H218ZM226 192V193H225ZM241 192V193H240ZM44 193V194H43ZM53 193L55 194H57V195H60V196H56V197H53V198H51L52 197V195H53ZM69 193V194H68ZM92 193V195L90 196V194ZM98 193V194H97ZM100 193H102L103 195H104V197H103V195H101ZM107 193V194H106ZM109 193V194H108ZM158 193H160V194H158ZM162 193V194H161ZM193 193L196 195V196H193ZM204 193V194H203ZM244 193V192H243ZM43 194V195H42ZM114 196H113V195ZM118 194L120 195V196H118ZM125 194H127L126 195V197H128L130 200H128L126 197H125ZM141 194V193H140ZM149 194V195H148ZM164 194H166V196H168V195H172V196H168L170 199H171V201L169 202V198L167 199L166 198V196L164 197ZM191 195V198H193L192 200H190V195ZM223 194V195H222ZM229 194V195H228ZM251 194V195H250ZM7 195V196H6ZM68 195H70V198L68 197ZM74 196V198H73V196ZM106 200V202H107V205H105L106 204V202L104 201V199L101 197V196ZM122 195H123V197L125 198L124 200H123V198L121 199V197H122ZM163 195V198H165L164 200L166 201V202H164V200H163V198L161 197ZM55 196V195H54ZM75 196L77 197V198H75ZM98 196H100L101 197V199H102V203L100 202V198L98 197ZM116 196H118L119 198L117 199V201H119L120 199L122 200V202H119V204H120V206L122 205V204H124L125 203V205H123V208H122V206H121V208L123 209V211L125 212H121L120 211V207H115L116 206V203H118V202H116L115 204H114V207H110V205H113L112 203H113V201L112 200H114L115 201V197ZM175 196V197H174ZM193 196V197H192ZM228 196H229V198H228ZM232 196L234 197V199L240 204H237L238 206H235L236 205V203L237 202H235L233 199H232ZM67 197L69 198V200L67 199ZM88 197V198H87ZM91 197H94V199H98L97 200V202H100L101 204H100V206L98 205V203H97V205L96 206H98L97 208H99V207H102L103 206V208H99L98 209V211H95V210H97V209H94L93 207L95 206V202H93L94 201V199H92ZM158 197V198H157ZM159 197H160V199H159ZM188 197V198H187ZM215 197V198H214ZM243 197H245L247 200H251V199H253V200H251V201H253L252 203H257V204H250V205H256L255 207H256V209L260 206L262 209H261V212H257L259 209H260V207L256 210H254L253 209V211H251L252 209H251V206L250 205H247L246 203V200H244V199H242ZM262 197H263V199H262ZM5 198V199H4ZM61 198V199H60ZM71 198H73L72 200H71ZM92 199V200H89V199ZM114 198V199H113ZM117 198V197H116ZM158 200H157V199ZM200 200L201 198H203V199H201L200 201H202V203L205 201V204H203V205H200V204H202L200 201H198V199ZM27 199V202L25 201ZM60 199V200H59ZM75 199V200H74ZM81 199V200H80ZM151 199V200H150ZM154 199H156V201H155V204H157V202H158V206L160 207V210H159V207L157 208V210H158V213L159 214H161L162 216H159V217H164L165 219L170 215V214H172V215H170L169 217H176V218H167L166 219V221L167 220H169L170 222H172L171 224L167 221V223H169L168 224V226H169V229H170V231H168V233L169 232H173L174 230H176V232L175 233H172V235L173 234H175V238L174 237H172L170 234V236L172 237L171 238V240L174 238L177 242H174L173 240V242H171L170 243V237L168 238L167 236H169L168 234L166 235V234H164L165 232L164 231H159L158 230V228H155V226L156 225H154L155 223L153 222V220L157 217H155V214L157 215L158 213H156L157 211L156 210H154L156 207H157V205H155L154 204ZM185 199V198H184ZM205 199V200H204ZM208 199V200H207ZM232 199V200H231ZM31 200V201H30ZM54 200H55V202L57 203V205H59V206H57L56 205V203L54 202ZM56 200H58V201H56ZM67 200H68V202H67ZM74 200V201H73ZM120 200V201H121ZM147 200H149L150 201V203H149V201H147ZM195 200V201H194ZM225 200H227V201H225ZM240 200V201H239ZM259 200V201H258ZM263 200V201H262ZM26 203H25V202ZM53 201V202H52ZM61 201V203H59ZM72 203H71V202ZM89 201V202H88ZM92 201V202H91ZM96 201V200H95ZM148 202V204L149 205H151L150 207H148V205H147V202ZM162 201L164 202L163 204H167V201H168V203L169 204H171V205H173V207L174 206H176L175 208H174V210L176 209V212H179V213H177L176 214V212H173V213H171V211H172V209H171V211H170V209L168 210V208L166 207V209L170 212H168L167 214V216H166V214H164V213H166L167 211H166V209H165V207H163L162 206ZM193 203H192V202ZM198 201V202H197ZM208 201V202H207ZM231 201H232V203H234V204H231ZM23 202L25 203V204H23ZM38 202H40L39 204H38ZM50 203V205L49 204H45V206L43 205L44 203ZM67 202V203H66ZM88 204H87V203ZM105 202V203H104ZM109 202H111V204H109ZM130 202H128V203H130ZM152 202V203H151ZM199 202H200V204H199ZM248 202H250V201H248ZM259 202H260V204H259ZM28 203V205H30L31 204V206L32 207H34L35 205V207L33 208V209H31L30 208V211L29 212H37V210L39 209L38 208V206H40L41 207V204L44 206V213L47 211V213H49V211L50 212H53V214H51V213H49V216H48V214L46 215H44L43 214V212H42V209L41 210H39L40 212H39V214H38V218H40V219H43L44 218V216H48L49 218H47V217H45L44 219H43V221L44 222H37L38 220V218H35V216L33 215V213L31 212V214L34 216V217H31L32 218V220L31 221H33V222H35V224H36V226L33 224V223H29L30 224V230H31V227L33 228V225H34V227H35V229L34 230H36V228L38 229V228H40L39 226H41V228L43 229V231H42V229L41 230H36L34 233L32 232V231H34L33 229L31 230V231H29L28 232V225H25V223L26 224H28V222H29V218H28V215L26 214L27 212H25V209H27L25 206H26V204ZM30 203V204H29ZM63 203V204H62ZM66 203V204H65ZM85 203V204H84ZM89 203L90 204H92V205H89ZM95 203V204H94ZM144 203H146V205L144 204ZM181 203H182V201H181ZM184 203V202H183ZM197 203V205H199V206H201V207H199V208H195V207H197V205H195ZM218 205H217V204ZM242 203V204H241ZM52 204H54V206H55V208L56 209H58V212H57V210H54L55 208L53 207V205ZM67 204H69V205H67ZM79 204H80V206H82V204H83V208L81 207L80 208V206H79ZM86 204H87V206L88 207H86V208H84L85 206H86ZM104 204V205H103ZM226 204V205H225ZM230 204H231V206H230ZM261 204H263L262 206H261ZM10 205H12V207L10 206ZM20 205H23V206H20ZM27 205V206H28ZM46 205H48V206H46ZM63 205H64V208H63ZM66 205H67V207H66ZM143 205H145L143 208H142V206ZM155 205V206H154ZM161 205V206H160ZM208 205V206H207ZM246 205V206H245ZM11 207V208H8V209H5V207L7 208V207ZM51 206V207H50ZM60 206H62L61 208H60ZM71 206H73L74 208L76 207H79L80 209H81V211L78 209H73V211L72 212H75V213H72L71 214V212H70V210H71V208H73V207H71ZM108 208V209H110V210H108L106 207ZM127 206V207H126ZM152 206H154L153 208H152ZM180 206H181V204H180ZM203 206H205V207H203ZM209 207V208H207V207ZM225 206L227 207V209H228V211H229V213H230V211H233L232 212V214H229L230 216L232 215V217H237V218H235V219H237V220H235L236 222H242V221H240V220H243V218L245 219V220H243L244 222H242V225H243V223H244V225H243V228H241L240 227V223H238L237 225H239V226H236L237 227V229H236V227L234 226V228H235V230H236V232H237V230H238V228L240 227L241 229H239L238 230V232L240 233V236L237 234V233H235L234 231H233V227H232V225L229 223V220H231V219H229L227 216H228V212H227V209H225ZM230 206V207H229ZM235 206V207H234ZM249 206V207H248ZM253 206V207H254ZM18 207V208H17ZM24 209V207H25V209H24V211L22 212V208ZM30 207V206H29ZM47 207L50 209V208H53V209H47ZM60 208V210H59V208ZM164 208V209H161V208ZM212 207H214L213 209H211ZM246 208V211L244 210V209H242V208ZM36 208V210L35 211H33L34 209ZM92 208L94 209L93 210V213H92ZM114 208H117V210H115L114 212L116 213L117 211V213H116V215L114 216V214L112 213L113 211H112V209H114ZM130 208H131V210H130ZM144 208H147V210L146 211H144ZM179 208H180V210H179ZM189 208V209H188ZM195 209V211L193 212V211H191L192 209ZM235 208H238V209H240V211L242 212H237V210L235 209ZM17 209H19L17 212L15 211V210H17ZM22 209V210H21ZM47 209V210H46ZM84 209H86V210H84ZM91 211H90V210ZM103 209V211H101ZM135 209H137V210H135ZM152 209H153V211H156L155 213L153 212L152 213ZM193 209V210H194ZM207 209H209L208 210V214H209V211H210V214H209V216L212 218H210L208 215L206 216V214H207V211L206 210ZM230 209V210H229ZM5 210V211H4ZM28 210V209H27ZM26 210V211H27ZM75 210H77V211H79V212H81V213H78V214H76L77 212L75 211ZM164 210H165V212H164ZM199 210V211H198ZM224 210H226V211H224ZM245 211V213L247 212V211H249V212H247V213H250V214H247L246 213V215H245V213H244V211ZM7 211V212H6ZM55 211V212H54ZM66 211V212H65ZM90 211V212H89ZM102 212V213H100L99 214V216L96 218V216L94 215V213L96 214H98V212ZM110 211V212H109ZM130 211V212H129ZM134 211H139V212H134ZM191 211V213L190 214H187V213H189ZM196 211H198V212H196ZM5 212V213H4ZM19 212L21 213V214H19ZM28 212V213H29ZM41 212H42V214H41ZM61 212H63V219L65 218L66 220L68 219V221H67V223H68V225H66L67 223H66V220H62L61 218L62 217H60V216H58V215H61ZM87 212H89V213H87ZM106 213V214H108V215H106V217H105V214L103 215V213ZM134 212V213H133ZM143 212V213H142ZM146 212V213H145ZM16 213V214H15ZM56 213H58V214H56V217H55V214ZM83 213V214H82ZM119 213V214H118ZM124 213V214H123ZM135 213L136 214H138V216L135 218V217H132V216H134L135 215ZM174 213L177 215V216H179V217H177V216H174ZM218 214V216H217V214ZM253 213H254V215H253ZM256 213H258L257 215H255ZM36 214V213H35ZM37 214H36V217H37ZM69 214L71 215V217H69ZM85 214V216H83ZM90 214H92V216L90 215ZM102 214V215H101ZM110 214V215H109ZM113 214V215H112ZM130 216H129V215ZM143 215V216H145L146 218H148L149 219V222H151V228H149L150 226H148V225H150V223H148V224H146V223H144L143 224V222H146L145 220H143L142 219V221L143 222H141V219L139 218L141 215ZM150 216H149V215ZM152 214V215H151ZM153 214H154V218L153 217H151V216H153ZM183 214V215H184ZM215 214V215H214ZM227 216H226V215ZM252 214V215H251ZM12 215V217H11V219L9 218V216H11ZM15 215V217H13ZM18 215V216H17ZM19 215H23V216H25V215H27V216H25L26 217V222H25V217H20ZM43 215V216H42ZM77 215H79V216H77ZM87 215H88V217H87ZM118 215H119V217H118ZM126 215V217H124ZM164 215V216H163ZM186 215H188V216H186ZM222 216V218L224 217V219H222L221 220V216ZM225 215V216H224ZM249 215L252 217H250V220H248L249 219ZM17 216V217H16ZM54 216V217H53ZM73 216H76V218L74 219L75 221H73V219H71V218H73ZM91 216V217H90ZM94 216H95V220L93 219L94 218ZM123 216V217H122ZM143 216H141V217H143ZM217 217V218H215V219H217V220H215L213 223V225H211L212 224V222H209V221H211V220H213L214 218L213 217ZM256 216H257V219H255L256 218ZM29 217H30V214H29ZM43 217V218H42ZM53 217V218H52ZM69 217V218H68ZM83 217V218H82ZM103 218V220L105 221H103L102 220V218ZM113 217V218H112ZM115 217H117V219L115 218ZM144 217V218H145ZM184 217V216H183ZM181 218L182 219V221H185V220H183L184 218ZM207 217H209L210 219H208ZM225 217H227L228 219H226ZM7 218H9V219H7ZM22 218V219H21ZM52 218V219H51ZM80 218V219H79ZM84 218H86V220H84ZM87 218H88V222H87ZM106 218H107V220H106ZM112 219V222H114V225H115V228L114 227H111V226H114L113 225V223H112V225L111 224H109V222L111 221L110 219ZM203 219V220H200V219ZM231 218V217H230ZM240 218V220L238 221V219ZM248 218V219H247ZM5 219V220H4ZM50 220V221H48V223H50V224H48L47 223V221L46 220ZM69 219H71L72 221H70ZM116 219V221H114ZM118 219H119V221H118ZM148 219H147V221H148ZM159 219V218H158ZM208 219V220H207ZM251 219H253V221L251 220ZM4 222H3V221ZM19 220V222H17ZM24 220V222L23 223H21L22 221ZM35 220V221H34ZM54 220H57V222H60V223H62V230H61V224L60 223H57L56 221H54ZM91 220H93V221H91ZM136 220H138V221H136ZM139 220H140V222H139ZM156 220V219H155ZM219 220H221V221H219ZM1 221H2V223H1ZM46 221V222H45ZM52 221H54V222H52ZM81 221V222H80ZM118 221V222H117ZM124 221V222H123ZM157 221V220H156ZM162 220L160 219V222H161ZM163 221H165V220H163ZM166 221H165V223H166ZM175 223H174V222ZM201 221H203V223L205 224V225H203L202 223H201ZM248 221H250L249 222V226L252 228L251 229V231H249L250 230V228H249V230H247V231H249L248 233L246 232V230L244 229V228H246V229H248L247 228V226H248ZM17 222V223H16ZM65 222V223H64ZM70 222H71V224H70ZM78 222V223H77ZM97 222V223H96ZM119 222H121V223H119ZM122 222H123V225H122ZM136 222L137 224H135V226H134V229L136 230H134V229H132L133 227L131 226L132 224H134V223ZM160 222H159V224H160ZM219 222V223H218ZM220 222H221V224H220ZM223 222V223H222ZM232 222V221H231ZM233 222H234V219H233ZM232 222V223H233ZM21 224V227L24 229H21V228H16V225H14V229L16 228L17 230H14L13 229V226L12 227H7V226H11L12 224ZM44 223V224H43ZM63 223H64V225H63ZM96 223V224H95ZM119 223V224H118ZM127 223V224H126ZM139 223V224H138ZM152 223H154V224H152ZM165 223H163V225L165 224ZM220 224L221 226H219L218 224ZM32 224V225H31ZM39 224H41V225H39ZM46 224H48L47 226H46V229L48 228V231H46V230H44V228L45 227H42L43 225H46ZM53 224V225H52ZM76 224V225H75ZM104 224V226H102ZM118 226H117V225ZM130 225V229L128 228V226ZM142 224H143V227H142ZM147 226H146V225ZM158 224V225H159ZM174 226H173V225ZM176 224L178 225V226H176ZM181 226H180V225ZM190 224V225H189ZM223 224V225H222ZM245 224H246V226H245ZM253 224V225H252ZM52 225V226H51ZM70 225V226H69ZM92 225V226H91ZM95 225V226H94ZM96 225H98V227L96 226ZM100 225V226H99ZM160 225H162V224H160ZM211 225V226H210ZM218 225V226H217ZM102 226V227H101ZM110 226V227H109ZM116 226L118 227V229L116 228ZM138 226H140V228L142 227V229H144V230H142V229H140ZM198 226V227H197ZM5 227H6V229H5ZM20 227V226H19ZM25 227V228H24ZM66 229H65V228ZM107 227V228H106ZM154 227V228H153ZM156 227H158V226H156ZM166 226L164 225V226H159V228H161V230H163L164 228H165ZM177 227H179V229L180 230H178L177 229ZM185 227V226H184ZM187 227V226H186ZM193 227V228H192ZM201 227L202 228H204V235L203 234H200L201 236H203L202 238H197V237H201L200 235L199 236H197V232H199V231H201L202 229H201ZM205 227H207V229L205 228ZM210 227V228H209ZM217 227H219V228H217ZM226 227H228V228H226ZM263 227V228H262ZM3 228V229H2ZM8 228V229H7ZM50 228V229H49ZM81 228V229H80ZM98 228V229H97ZM106 228V230H104V229ZM139 228V229H138ZM167 229H168V227H166ZM174 228V230H172ZM200 230H199V229ZM223 228H224V230H223ZM231 228V229H230ZM20 229V230H19ZM27 229V230H26ZM111 229H112V231H111ZM115 231H114V230ZM127 229V230H126ZM132 229V230H131ZM150 229H154L152 232H154V233H151V231H150ZM215 229H217V230H215ZM230 229V230H229ZM3 230V231H2ZM6 230H8L7 231V233L5 234V231ZM11 230H14L13 231V233L14 232H20L21 230H22V232H20L21 233V236H20V234H19V236H15L13 233V237L16 239H13L12 237H11ZM65 230H67V231H65ZM102 230H104V232L102 231ZM177 230H178V232H177ZM210 230H211V232H210ZM240 230L241 231H243V232H240ZM9 231H10V233H9ZM24 231H27L31 236L29 237V240H28V238H27V236L26 235H29L28 233H24ZM37 231H41L42 233H38ZM45 231V232H44ZM51 231V232H50ZM62 231H63V233H62ZM105 231H108V232H105ZM114 231V232H113ZM132 231H135V232H132ZM140 231V232H139ZM144 231H148L147 233H144ZM160 233H159V232ZM181 231V232H180ZM186 231V230H185ZM256 231V232H255ZM262 231V232H261ZM1 232H3V233H1ZM61 232V233H60ZM130 232H132L133 234H135V235H133L132 233H130ZM144 233V234H141V233ZM155 232L157 233V237H156V235H154L155 234ZM219 232V233H218ZM224 234H223V233ZM226 232V233H225ZM22 233H24L23 235H25L26 236V238H25V236H24V238H22ZM39 234V235H36V234ZM50 233V234H49ZM58 233V235L56 236V234ZM104 233V234H103ZM106 233V234H105ZM110 233V234H109ZM193 233H197L196 234V236H195V240H193L194 238H192L190 241H189V243H188V239L187 238H190V237H188L189 235L191 236ZM203 233V232H202ZM231 233V234H230ZM234 233V234H233ZM250 233V234H249ZM2 234V235H1ZM7 234H10L9 236L7 235ZM33 234V235H32ZM47 234V235H46ZM53 234H54V237H53ZM98 234V235H97ZM119 234V235H118ZM140 234V235H139ZM146 234H147V236L149 237H147L146 236ZM163 234H164V238H165V240H167V241H163L164 243L166 242V247L165 246H163L164 248H166V249H164L163 247H162V245H164L161 241L163 240ZM178 234V235H177ZM189 234V235H188ZM205 234H209V236H207V237H209L207 240H205L206 238H205ZM242 234H243V237H242ZM246 234V235H245ZM34 235H36L37 237V239H39L40 237V242L42 243V241H41V239H43V240H45L43 243H42V246H37L38 244V242H36L35 244H34V241L35 240H33V239H36V238H34L35 236ZM43 235V236H42ZM45 235H46V237H45ZM63 235L65 236V238L63 237ZM113 235H114V238H113ZM138 235V237L139 236H141V237H139V238H136V239H134L136 236ZM151 235V236H150ZM181 235V236H180ZM188 235V236H187ZM222 235V239H221V241H220V238H218V237H220ZM224 235L226 236L227 235V238L226 237H224ZM233 235V236H232ZM237 235V236H236ZM8 236V237H7ZM34 236V237H33ZM47 236H48V238H47ZM51 236V237H50ZM118 236V237H117ZM121 236V237H120ZM125 236V237H124ZM144 236V237H143ZM178 236V237H177ZM180 236V237H179ZM186 236H187V238H186ZM193 237H194V234L192 235ZM218 236V237H217ZM234 236H236V237H234ZM245 236V237H244ZM39 237V238H38ZM58 237V238H57ZM124 237V238H123ZM128 237V239L130 240V243H129V241H128V239H126L125 240V238H127ZM133 237V238H132ZM145 239V241H148V243H146L145 241H144V239ZM186 238V241L187 242H183V244H182V242L181 241H183L184 239H182V238ZM214 237H217V239H213ZM224 237V238H223ZM232 237V238H231ZM240 237V238H239ZM5 238H7V240H5ZM11 238V239H10ZM19 238H22L21 240L22 241H20L19 240ZM45 238V239H44ZM51 238V239H50ZM57 238V239H56ZM62 238V239H61ZM116 238H118L117 240H116ZM161 238V239H160ZM178 238H181V240L180 239H178ZM204 238V240H202L201 242L199 241L200 239H203ZM226 238V239H225ZM239 238V239H238ZM245 238V239H244ZM5 240V241H2V240ZM18 239V240H17ZM52 239H53V241H55V242H53L52 241ZM54 239H56V240H54ZM65 239H67V240H65ZM70 239V240H69ZM71 239L74 241H71ZM110 239H114L113 241L112 240H110ZM140 239H141V241H140ZM160 240V242H158V244H157V242L155 241V240ZM213 239V243L212 244H210L211 243V241L210 240H212ZM243 241H242V240ZM9 240H13V243H14V245H13V243H12V241H9ZM25 240V241H24ZM69 240V241H68ZM93 240V241H92ZM123 240L124 241H126L124 244L122 243L123 242ZM136 240V241H135ZM214 240H216V241H218L217 243H219V245H220V247H219V245L218 244H216V242L214 243ZM249 240H251L250 242H249ZM253 240V241H252ZM255 240V241H254ZM257 240V241H256ZM6 241H9L10 243H12V244H8V242H7V244L5 245V242ZM48 241H49V243H48ZM51 241V242H50ZM132 241V242H131ZM135 241V242H134ZM139 241V242H138ZM156 243H155V242ZM197 241H199V242H197ZM203 241H205L204 242V245H206L207 244V242H209V244H207L206 245V248H204L205 246L204 245H202L203 244ZM207 241V242H206ZM242 241V242H241ZM259 241H260V243H259ZM109 244H108V243ZM142 242V243H141ZM153 242L155 243L154 245H152L153 244ZM251 242H252V245H251ZM255 242V243H254ZM41 243L39 244V245H41ZM151 243V244H150ZM161 243V244H160ZM195 243V244H194ZM200 243H201V245H200ZM238 243V244H237ZM254 243V244H253ZM260 245H259V244ZM2 244V243H1ZM26 244V245H25ZM45 244V245H44ZM63 244V245H62ZM160 244V245H159ZM171 244H173V245H171ZM181 244V246H179ZM185 244V245H184ZM194 244V245H193ZM230 244V245H229ZM258 244V246H256V245ZM13 245V246H12ZM25 245V246H24ZM51 245V246H50ZM129 245V247H127ZM143 245H146V246H149V249H151V250H149L148 252L146 251V250H148V247H145V249L146 250H141V246ZM175 245V246H174ZM183 245V246H182ZM189 245V246H188ZM195 245H197V246H195ZM218 245V246H217ZM227 245V246H226ZM263 245V246H262ZM18 246V247H17ZM142 246V247H143ZM171 246V247H170ZM173 246V247H172ZM177 246V247H176ZM200 246V247H199ZM226 246V247H225ZM251 247V249L253 250L255 247V250H253V252H252V250L250 249V247ZM253 246H255L254 248H253ZM12 247V248H11ZM23 247V248H22ZM27 249H26V248ZM39 248L38 250L39 251H37V249H36V251H34V249L35 248ZM131 247H133V248H131ZM139 247V248H138ZM182 247V248H181ZM191 247H192V249H193V251H194V249H195V251H197L198 250V248H199V250L197 251L199 254H196V253H194V252H190V251H187L189 248L191 249ZM235 247V248H234ZM8 248V249H7ZM10 248V249H9ZM14 248H18L17 250L16 249H14ZM20 248V249H19ZM25 248V249H24ZM135 248V249H134ZM138 248V249H137ZM144 248V247H143ZM159 248V249H158ZM161 248H162V250H161ZM170 248H172V250L170 251ZM186 248H188L187 250H186ZM204 248V249H203ZM212 248V249H211ZM226 248V249H225ZM228 248H230V251H231V253H230V251H229V249ZM24 250V251H20V250ZM154 249V250H153ZM178 249H181L182 251H180V250H178ZM183 249L185 250V251H183ZM197 249V250H196ZM221 249V250H220ZM15 253V254H13V252ZM126 250V251H125ZM133 250V251H132ZM158 250V251H157ZM161 250V251H160ZM200 250H204L205 251V253H204V251H201V253H200ZM215 250V251H214ZM223 250H225V251H223ZM248 250H250L251 252H247ZM262 250V251H261ZM35 252L34 253V255L32 254V252ZM122 251H125V252H122ZM143 251V252H142ZM157 251V252H156ZM160 251V252H159ZM169 251V252H168ZM186 251L188 252V253H186ZM214 251V252H213ZM220 251V252H219ZM21 252H23V253H21ZM109 252V253H108ZM121 254H123V255H121ZM126 252H128L129 254H128V257L126 256L125 257V254L127 255V253ZM131 252V253H130ZM133 252H134V255L135 256H133ZM149 252H152V253H149ZM206 252H207V254H206ZM218 252V253H217ZM245 252V253H244ZM260 252V253H259ZM263 254H262V253ZM5 253H7V254H5ZM181 253V254H180ZM190 253H191V255H192V253L193 254H195V255H193L191 258L193 259V260H191V258H190ZM209 253V254H208ZM224 253H226L223 257L221 256V255H223ZM230 253V254H229ZM244 253V254H243ZM254 253V254H253ZM13 254V255H12ZM20 254V255H19ZM29 255V257H26V256H28ZM37 254V255H36ZM131 254H132V256H131ZM172 254H174V258L172 257L173 255ZM185 254H186V256H185ZM188 254H189V256H188ZM201 254H203L202 255V257L204 258L203 260H202V258H201ZM247 254V255H246ZM248 254H250V255H248ZM258 254V255H257ZM260 254L262 255V257L260 256ZM26 255V256H25ZM30 255H31V257H30ZM33 255V256H32ZM39 255H41V256H39ZM103 255V256H102ZM118 255H121V257L120 256H118ZM137 255H139L138 257L141 259H138V257H137ZM160 255V256H159ZM205 255H209V256H205ZM217 255V256H216ZM218 255H219V257H218ZM231 255H234L233 257L231 256ZM25 256V260L22 258V257H24ZM118 256V257H117ZM151 256V257H150ZM154 256V258H152ZM180 256V257H179ZM199 256V257H198ZM246 256V257H245ZM251 256V258H249ZM260 257L259 259H258V257ZM15 257L17 258V259H15ZM41 257H42V259H41ZM134 257H137V258H134ZM149 257H150V259H149ZM162 259H161V258ZM190 258L189 259V261H188V263H187V261L185 260V259H187V258ZM211 257V258H210ZM222 257V258H221ZM245 257V258H244ZM4 258V259H3ZM24 260H22V259ZM33 258H35V259H33ZM104 258V259H103ZM126 258V259H125ZM134 258V260H136V261H134L133 260V262H130V260L131 259H133ZM147 258H148V261H147ZM177 258H179V259H177ZM200 258V259H199ZM208 258H209V260H208ZM10 259H15V261L13 262V260L12 261H10ZM40 259H41V261H40ZM151 259L153 260V262H151ZM167 259V261L165 262L164 260H166ZM172 259H174V260H172ZM176 259H177V261H176ZM218 259H220V262H219V260ZM226 261H225V260ZM239 259H240V262H239ZM100 262H99V261ZM102 260V261H101ZM118 262H117V261ZM124 260V261H123ZM140 260V262H138ZM143 260H145V261H143ZM163 260V261H162ZM179 260V261H178ZM217 260V261H216ZM222 260V261H221ZM228 260V261H227ZM237 260V261H236ZM262 260L260 261L261 263H262ZM8 261V262H7ZM38 261V262H37ZM96 261H98V263H96ZM114 263H113V262ZM143 261V262H142ZM176 261V262H175ZM183 261V262H182ZM191 261H195V263L194 262H191ZM206 261V262H205ZM223 261H225L226 263H223ZM235 261V262H234ZM245 261V262H244ZM91 262V263H90ZM95 262V263H94ZM108 262V264H110ZM130 262V263H129ZM142 262V263H141ZM148 262V263H147ZM157 262H159V263H157ZM207 262V264H210V263H208ZM233 262V263H232ZM243 262V263H242ZM264 262V261H263ZM126 263V264H127ZM101 264H107V263H101ZM123 264H125V263H123ZM256 264H260V263H256ZM264 264V263H263Z\"/></svg>","mask_w":264,"mask_h":264},{"label":"bare ground","instance_id":"2","mask_svg":"<svg viewBox=\"0 0 264 264\" xmlns=\"http://www.w3.org/2000/svg\"><path fill=\"white\" fill-rule=\"evenodd\" d=\"M6 2H9V0H5ZM16 1L17 0H15V2L14 1H11L10 0V2H12V3H16ZM19 1V0H18ZM18 1H17V3H18ZM22 0H20L19 2H20V4H23L24 3V1L25 0H23L22 2H21ZM39 2H37V4H36V2H33V3H35V5H38V3H39V5H40V3L41 2H43L42 4H44V3H46L47 4V2H44V1H41L40 2V0H38ZM45 1H48V3H49V1L50 0H45ZM64 1H66V0H64ZM109 0H69L68 1V3H67V7L66 8H68V6H73V7H75V8H73V11H74V9H76V7H78L79 8V10H80V12H82V14H83V16H85V19L86 20H91L92 19V21H91V25H92V23L93 24H95L96 22H93V20H95V19H97L98 21H99V19H104L105 17H106V14L108 15L110 12H111V10H110V12H108V13H106V14H104L103 12H104V9H103V7H105V5H107V6H109V2H108ZM126 1L127 0H125V1H122L123 3H125V5L127 4V3H129V2H135V1H129V2H127L126 3ZM137 1H139V0H136V2ZM114 2H115V0H114ZM112 0H110V6L114 3ZM121 2V4H122V6L124 5L123 3ZM16 3V6L14 7V8H16L17 7V5L18 6H20L19 4H17ZM25 3H27V0L25 1ZM29 3H32V2H29ZM53 3V2H52ZM108 3V4H107ZM139 3V2H138ZM4 4L5 3H3V5L1 4V6H3L4 7ZM10 4V3H9ZM65 4V2L63 3V5ZM141 4V5H140ZM140 6H141V8H142V10H141V13H139V16L140 17H142L143 18V22H141V25H142V27L141 28H143V30H141V32H140V34L141 35H143L144 37L146 36V37H148L149 38V40H150V42H151V45H152V48H150V50H153V55H151V54H149L150 52L149 51H147V48H148V46H146V45H144L145 43H143L144 41H140L139 43H137L136 44V49L138 50V52H139V55L136 57V58H131L132 57V55H130L129 54V56L130 57H127V59H124L123 60V63H125L126 61V63L122 66V70L120 71V73H119V75H115V74H111V75H109L110 76V78H118V79H120V81L123 83V84H126V85H129V83H130V85H134V83L133 82H135V80H136V82H135V85L137 86L138 84L137 83H139V81L137 82V79H140L141 77H143V74H147L148 72H154V70H153V68H154V66H157V67H159V69H160V73L162 74V75H165L164 76V78H163V81L165 82V83H168V81H169V77H167L166 75V72H165V68H164V64H163V62L161 61V59H159V57H158V54L159 53H163V57L166 59V58H168L171 62H173L174 64V67H175V73H174V76L172 75L171 77H172V79H175L176 80V82H177V85L175 84V82H174V84L176 85V86H171V88H165L164 90H163V93H162V98H161V100L159 101L158 100V98H154V100H155V104H153V103H151L152 101H148L147 103H149V104H146V103H144V106L142 107V108H140V109H137V112H165L164 113V115H163V117H167V118H161V119H157V118H155L154 116H153V114L151 113V117H150V119H151V121L150 122H148V124L147 125H145V128H144V135H145V140L142 142V148L145 150V151H149V150H151L150 152H152V150H153V147H154V151L151 153L152 154V156H154L153 154H154V152H155V149L158 151V152H160V153H163V151L161 152L160 150H162V149H164L165 148V150H167V149H170V148H172V150H174L173 148H177V147H175V145L176 146H178V147H180V146H182L183 145V143L184 142H186L185 141V139L186 140H190V141H188L187 143H186V149L189 147V146H191L190 144H194L193 142L195 141V143L197 142V143H199V141L200 140H202V138L204 137V139H205V143L207 142V145L208 144H210V146H211V148H209L211 151H212V149L216 146V145H218L219 144V142H220V144L219 145H221V146H226V145H228L230 142H232V141H238V136L237 137H235V135H234V137L233 138H237L236 140H234L233 138V140L231 141V137L233 136V134H234V130H236V132H235V134H237L239 131H237V127L236 126H239V128H240V125H235L234 126V124L235 123H237V121L236 122H234V123H230L229 122V116H232V115H234L235 116V118H234V116L232 117L233 119H235V120H237V118H236V116L237 117H239V119L242 117V118H244L243 117V115L246 113V112H248L247 114L249 115V113L251 114V112H258L259 113V111H261L262 109L264 110V0H140ZM12 5V4H11ZM57 5H58V3H57ZM62 4H61V6H63ZM115 5V4H114ZM127 5H130V4H127ZM126 5V6H127ZM0 6V7H1ZM34 7V4L33 5H31V7ZM106 6V7H107ZM121 6V5H120ZM120 6H119V8L115 5L113 8V10H114V12L115 11H118L116 8H118V9H121L120 8ZM38 7V6H37ZM57 7V6H56ZM64 7V6H63ZM125 6H123L122 8H124ZM10 8V5H9V7L8 8H6V9H8V11L9 10H11V8ZM18 8V7H17ZM26 10H27V8L28 9H30V7L28 6V7H24ZM40 8H42V7H39L38 8V11H39V9ZM48 8V7H47ZM50 9H51V7H49ZM66 8L64 7L63 8V10L65 9L66 10ZM77 8V9H78ZM108 8V7H107ZM127 8V7H126ZM24 9V10H25ZM49 9V10H50ZM57 9V8H56ZM112 9V8H111ZM133 9V8H132ZM34 10H36L37 11V9H34ZM33 8H32V13L31 14H33ZM78 10V11H79ZM126 10V9H125ZM7 11V10H6ZM17 11V10H16ZM21 11V10H20ZM75 11H77V10H75ZM75 11H74V14H73V18H75V15L77 16L78 15V13H80V12H78L77 14L75 13ZM107 11H109V9L107 10ZM122 11V10H121ZM127 11V10H126ZM132 11V10H131ZM136 11H139L140 12V10H136ZM136 11H135V13H133L134 15L136 14ZM26 12V11H25ZM40 12V11H39ZM42 12V11H41ZM60 12H62V10L60 11ZM124 12V11H123ZM123 12H122V14H123ZM133 12V11H132ZM0 13H2L1 11H0ZM27 13V16H29L30 14H28L29 13V11L28 12H26ZM38 12H35V14H33V16H35L36 14H37ZM47 13V12H46ZM50 13H52V11L50 12ZM58 14H59V12H57ZM130 13V12H129ZM23 14V13H22ZM39 14V13H38ZM37 14V15H38ZM57 14V15H58ZM116 14V13H115ZM118 14V13H117ZM125 14V13H124ZM80 15V17H81V13L79 14ZM101 15H103V17H101ZM104 15H105V17H104ZM137 16H138V14H136ZM31 16V15H30ZM82 16V17H83ZM109 16V15H108ZM126 16V15H125ZM136 16V17H137ZM17 17H20V16H17ZM21 17H22V15H21ZM23 17H25V15L23 16ZM41 17H43V14L41 15ZM78 18H79V16H77ZM14 18V17H13ZM28 18V17H27ZM67 18V19H66ZM84 18V17H83ZM117 18V17H116ZM33 20H34V18H32ZM47 20H48V18H46ZM65 19L69 22V20H68V17H65ZM137 19V18H136ZM2 20H4V19H2ZM14 20V19H13ZM22 20H23V18L21 19V20H19L20 22H22ZM64 21L63 19H62V23L63 24H60L61 22V19H60V21L58 22L59 24H60V26L58 25V27H63L64 28V26L66 25V23H67V21ZM134 20V19H133ZM26 21H28V19H26L25 20V22L23 21V23L25 24L26 23ZM88 21H86V22H88ZM0 22H1V20H0ZM82 23H84L83 21H81ZM80 22V24L78 25L79 26V28L81 29V27L80 26H83V24ZM85 22V23H86ZM103 22H105V21H103ZM57 23V24H58ZM65 23V24H64ZM78 23H79V21H78ZM90 23V22H89ZM5 24V23H4ZM69 24V23H68ZM70 24L73 26L74 24H73V22H70ZM67 25V27L66 28H64L65 30L66 29H68L69 27H72L71 25ZM82 24V25H81ZM88 24V23H87ZM87 24H85V25H87ZM114 24V23H113ZM118 24V23H117ZM130 24V23H129ZM133 24V23H132ZM1 25H3L2 23H1ZM48 25V24H47ZM61 25H63V26H61ZM76 24L72 27L73 29H72V32H71V30H67V35H69V32H70V34L71 35H74L73 33H74V29H76L75 30V32H80V29H78V26H77ZM90 24H88L87 26H88V28H86V31H87V29H93V27H95L94 25H92L91 26ZM96 25V27L98 26V24H95ZM102 25V24H101ZM103 25H104V23H103ZM14 26V25H13ZM41 26V25H40ZM49 27H50V25H48ZM55 26H56V24H55ZM75 26H76V28H75ZM91 26V27H90ZM95 27V28H96ZM107 27V26H106ZM113 27H116L115 25L113 26ZM23 28V27H22ZM39 29H40V27H38ZM63 28H61V29H63ZM126 28H128V27H126ZM49 29V28H48ZM47 29V30H48ZM54 29H58V28H54ZM60 29V31H63V30H61ZM115 29V28H114ZM38 30V29H37ZM79 30V31H78ZM94 30V29H93ZM122 31H123V29H121ZM126 30V29H125ZM128 30V29H127ZM132 30V29H131ZM43 31V30H42ZM52 31V30H51ZM56 31V30H55ZM54 31V32H55ZM59 31V32H60ZM106 31V30H105ZM64 32V31H63ZM89 32V31H88ZM98 32H100V30L98 31ZM108 32V31H107ZM106 32V33H107ZM119 32V31H118ZM121 32V31H120ZM130 32V31H129ZM51 33V32H50ZM64 33H66V32H64ZM76 33V34H77ZM85 33V32H84ZM83 33V34H84ZM90 33V32H89ZM101 33H103V32H101ZM35 34H37V33H35ZM54 34H56V33H54ZM57 34H59V33H57ZM60 34H62V33H60ZM82 34V32H81V34L79 35V36H81V35H83ZM93 34V33H92ZM125 34H126V32H125ZM132 34V33H131ZM67 35H64V36H67ZM71 35H70V37H71ZM85 35H86V33H85ZM90 35V34H89ZM89 35H86V37H88ZM94 35V34H93ZM95 35H96V32H95ZM119 35V34H118ZM121 35V34H120ZM41 36H43V35H41ZM58 36V35H57ZM57 36H50V37H48V38H53L54 37V39L53 40H64V42L66 41L65 40V37L62 35V37L63 38H61V37H57ZM60 36V35H59ZM105 36V35H104ZM110 36V35H109ZM256 36H259V37H256ZM83 38H85V36H82ZM95 38H96V36H94ZM116 37V36H115ZM115 37H112L113 39H111L112 41H114V38ZM123 37V36H122ZM124 37H126V36H124ZM45 38V37H44ZM56 38V39H55ZM58 38V39H57ZM69 38V37H68ZM236 38H239V40H236ZM31 39V38H30ZM40 39H42V38H40ZM46 39V38H45ZM94 39V38H93ZM128 39V38H127ZM259 39H260V41H262V43H260V41H259ZM39 40V39H38ZM49 40V39H48ZM52 40V41H53ZM74 40L76 41L77 39H75L74 38ZM73 40V41H74ZM80 40V39H79ZM79 40L78 41H76L77 43H79ZM84 40V39H83ZM87 39H85L84 41H86ZM110 40V41H111ZM120 40H124V38L123 39H121L120 38ZM125 40H126V38H125ZM133 40V39H132ZM145 40V39H144ZM50 41L49 40V42H51V44L53 43L54 44V42L55 41ZM81 41H82V39H81ZM104 41V40H103ZM109 41V42H110ZM116 41V40H115ZM114 41V42H115ZM146 41V40H145ZM76 42L74 43V44H76ZM119 41H117V43H118ZM124 42V41H123ZM123 42H121L122 44H124ZM142 42V43H141ZM58 43V42H57ZM62 43V42H61ZM103 43V42H102ZM102 43L100 44V45H102ZM106 43V42H105ZM111 43V42H110ZM37 44V43H36ZM48 44V41H46V43H45V45H47ZM51 44H50V46H51ZM52 44V45H53ZM69 44V43H68ZM114 44V43H113ZM79 45V44H78ZM99 45V46H100ZM105 45V44H104ZM108 45H109V43H108ZM49 46V47H50ZM96 46H98V44L96 45ZM95 46V47H96ZM54 47H56V46H54ZM94 47V48H95ZM118 47V46H117ZM116 47V48H117ZM124 47V46H123ZM131 47V46H130ZM250 47V48H249ZM20 48V47H19ZM42 48V47H41ZM41 48H38V49H41ZM50 48H52V46L50 47ZM49 48V49H50ZM62 48V47H61ZM68 48V47H67ZM100 48V47H99ZM109 48V47H108ZM112 48H114L113 46H112ZM118 48H121L120 47V45H119V47ZM117 48V49H118ZM129 48V47H128ZM131 48H133V47H131ZM37 49V50H38ZM77 49V48H76ZM96 49H97V47H96ZM237 49H240V50H242V51H248V53H251V52H254L255 54H256V57L254 58V61H252V56H251V58L249 59V57H250V55L248 56V58L247 59H249L248 61H252V63L253 64H251V65H253L252 67H253V69H251L250 68V66L251 65H249V67H247V65H246V67L247 68H250V69H248V71H247V73H245L244 71L247 69L246 67H244L245 66V64H246V61L244 62L245 64H240V62L239 61H241L242 60V58H237L236 56H237V54H239V53H235L236 55H234L233 54V52H236L237 51ZM22 50H24V48L22 49ZM62 50H64V48L62 49ZM62 50H60V51H62ZM73 50V49H72ZM72 50H71V52H72ZM78 50V49H77ZM92 50V49H91ZM95 50V49H94ZM101 50V49H100ZM107 50V49H106ZM116 49H114L113 51L116 53V51H115ZM119 50V49H118ZM117 50V51H118ZM130 50H133V49H130ZM50 51H52V50H50ZM84 51V50H83ZM103 51L104 50H102L101 52H102V56H103V58L101 57V59H103V60H101V61H105V59H104V54L105 53H103ZM108 51V50H107ZM110 51H112V50H110ZM47 52H48V48H47ZM58 52H59V50H58ZM73 52H74V50H73ZM78 52L79 51H77V53H76V51L74 52V56H78ZM95 52V51H94ZM100 52V53H101ZM114 52H112L113 54H114ZM238 52V51H237ZM246 52L245 53H243V55L244 54H246ZM41 53V52H40ZM45 53V52H44ZM51 53V52H50ZM88 53H90V52H88ZM99 53V52H98ZM107 53V52H106ZM13 54H15V53H13ZM45 54H47L46 56H44L45 58L47 57L48 58V53H45ZM79 54H81V53H79ZM108 54H109V57H111L110 56V53L108 52ZM252 54V53H251ZM12 55V54H11ZM70 55H72V54H70ZM85 55V54H84ZM88 55V56H87ZM87 55H85V57L87 56V57H89L90 55L89 54H87ZM106 55V54H105ZM112 55V54H111ZM114 55H116V54H114ZM240 55V54H239ZM15 56V55H14ZM41 56V55H40ZM40 56L38 57V58H40ZM69 56V55H68ZM73 56V60L74 59H77V60H79L78 58H75ZM81 56V55H80ZM91 56H92V54H91ZM94 57H95V55H93ZM92 56V57H93ZM125 56V55H124ZM13 57V56H12ZM64 57V56H63ZM67 57V56H66ZM79 57V56H78ZM106 57V56H105ZM240 57H241V55H240ZM11 58V57H10ZM37 58V57H36ZM36 59L35 60V62L36 61H38L39 59ZM69 58H72V57H67V58H62L63 59V61H64V59L66 60V59H69ZM126 58V57H125ZM227 58V59H226ZM62 59L60 58L59 60H61L62 61ZM85 59V60H84ZM86 59H88V58H83L81 61H84V63H85V61H86ZM94 59V58H93ZM95 59H96V57H95ZM110 59H113V57L112 58H110ZM110 59H108V60H110ZM121 59V58H120ZM123 59V58H122ZM241 59V60H240ZM58 60V61H59ZM73 60H72V62H73ZM91 60V59H90ZM89 60V61H90ZM97 60V62H99V59H96ZM245 60V59H244ZM47 61H49V58L47 59ZM69 61V60H68ZM70 61H71V59H70ZM95 61V60H94ZM101 61H100V63H101ZM111 61V60H110ZM247 61V62H248ZM31 62V61H30ZM34 62V63H35ZM57 62V61H56ZM72 62H70V64L71 65H73L72 64ZM80 62V61H79ZM96 62V61H95ZM111 62H113V65H114V61H111ZM111 62H109L110 63V65L112 64ZM216 62H218L219 63V65H220V70L223 72V71H225V73H226V75H227V71H230V70H232V69H228L227 71L225 70V68L227 67L228 68V66L229 65H231L232 63H234V65L236 64V66L241 70V69H243V71H242V74H243V76H241V74L239 73L238 74V72L236 73V72H234L235 70H233V74H228L229 75V78H231L230 76H234V75H236V74H238V75H240V77H244L245 79L242 81V86H241V89L239 90V91H237L236 93H233V94H231V97H230V99H228V100H225L224 99V96L222 95H217V93L215 92L216 91V89L214 88H210V89H212L211 90V92L210 91H208V89H207V91H206V89H205V87H204V91H201L200 90V87H199V85H201L202 83L201 82H203V80H206L205 82L207 83V81H209V82H211L213 85L215 84V85H217L216 83H218L217 81H218V78H220L221 77V75H220V77L218 76V73L216 72V69H217V65H215V63ZM242 62V63H243ZM36 63H38V62H36ZM36 63H35V65H36ZM53 63H55V62H53ZM52 63V64H53ZM67 63V62H66ZM81 63V62H80ZM92 63H93V61H92ZM99 63V67H100V65L102 64V66H103V63L104 62H102L101 64ZM33 64V63H32ZM52 64H50V66L52 65ZM57 64V63H56ZM82 64V63H81ZM89 64V63H88ZM227 64H229L228 66H227ZM248 64V63H247ZM35 65H33V67L35 66ZM49 65V64H48ZM105 65H106V62H105V64H104V68H106L105 67ZM109 64H108V66H110ZM242 65V66H241ZM244 65V66H243ZM32 66V65H31ZM30 66V67H31ZM80 66V65H79ZM86 66V65H85ZM52 67V66H51ZM50 67V68H51ZM57 67V66H56ZM74 67V66H73ZM83 67V66H82ZM112 67V66H111ZM115 67V66H114ZM243 67V68H242ZM32 68V67H31ZM35 68V67H34ZM33 68V69H34ZM43 68V67H42ZM45 68V70L46 69H48L46 66L44 67ZM85 68V67H84ZM213 68H216L215 70H213ZM226 68V69H227ZM246 68V69H245ZM28 69V68H27ZM86 69V68H85ZM87 69H89V66H88V68ZM112 69H116V68H112ZM120 69H121V66H120ZM166 69H168V68H166ZM245 69V70H244ZM19 70V69H18ZM35 70V69H34ZM44 70V71H45ZM90 70V69H89ZM92 70V69H91ZM90 70V71H91ZM142 70V71H141ZM219 70V69H218ZM217 70V71H218ZM49 71V70H48ZM47 71V73H49ZM101 71H103V69L101 70ZM145 71H147V72H145ZM65 72H67V71H65ZM72 71H69L68 73H71ZM100 72V71H99ZM96 73V75H97V77H99L101 74L100 73ZM115 72V71H114ZM152 72V73H153ZM168 72H169V70H168ZM172 72V71H171ZM19 73H21V72H19ZM43 74H44V76L46 75V73H44V72H42ZM51 73V72H50ZM75 73V72H74ZM155 74H156V71L154 72ZM229 73V72H228ZM27 74V73H26ZM52 74V73H51ZM72 74V73H71ZM83 74V73H82ZM91 74V73H90ZM154 74V75H155ZM217 76H216V75ZM42 75V74H41ZM85 75H89V73L87 72V74H85ZM103 75V74H102ZM168 75H171V74H169L168 73ZM222 75H223V73H222ZM225 74H224V76H226ZM236 76V77H234L233 79L235 80L236 78H239L240 79V77L239 76ZM48 76V75H47ZM72 76H73V74H72ZM116 76V77H115ZM232 76V77H233ZM49 77V76H48ZM67 77V76H66ZM68 77H71V76H68ZM107 77V76H106ZM145 77H146V75H145ZM41 78V77H40ZM85 78H87V77H85ZM90 78V77H89ZM155 78V77H154ZM222 79H223V77H221ZM43 79H47V78H44L43 77ZM42 79V80H43ZM68 80L67 81H69V79H71V78H67ZM105 79V78H104ZM40 80V79H39ZM41 80V81H42ZM47 80H49V78L47 79ZM46 80V81H47ZM73 80H75L74 78H73ZM92 81H93V79H91ZM102 80V79H101ZM155 81L154 79H151L150 81ZM157 80V79H156ZM227 80V79H226ZM237 80V79H236ZM13 81V80H12ZM15 81V80H14ZM46 81H44V82H46ZM50 81V80H49ZM49 81H47V82H49ZM86 81V80H85ZM133 81V82H132ZM149 81V82H150ZM229 81V80H228ZM241 81V80H240ZM10 82V81H9ZM38 82V81H37ZM36 81L34 82V84H36L37 83ZM61 82H63V81H61ZM70 82V81H69ZM82 82V81H81ZM90 82V81H89ZM100 82H102V81H100ZM132 82V83H131ZM141 82H143V80L141 81ZM31 83V82H30ZM39 83V82H38ZM60 83V82H59ZM71 83H72V81H71ZM70 83V84H71ZM94 83V82H93ZM164 83V84H165ZM201 83V84H200ZM219 83H220V81H219ZM218 83V84H219ZM230 83V82H229ZM237 83V82H236ZM32 84H33V82H32ZM64 82H63V86H64ZM154 84V83H153ZM223 84V83H222ZM225 85H226V83H224ZM231 84V83H230ZM6 85V84H5ZM42 85H44V84H42ZM84 85H87V87L89 86L88 84H84ZM83 85V86H84ZM134 85V86H135ZM155 86L157 85L156 84V82H155V84H154ZM159 85V84H158ZM158 85L156 86V88L155 89H157V87H158ZM63 86H62V88H63ZM71 86V85H70ZM76 86V85H75ZM75 86H73L74 87V89H75ZM140 86H142V85H140ZM154 86V87H155ZM218 86V85H217ZM227 87L225 88V87H223L224 89L223 90H225L226 89V91L228 90L229 92L234 88L233 87V85H232V89L231 90H229L230 89V86L231 85H229V84H227L226 85ZM229 86V87H228ZM27 87H29V86H27ZM65 87V86H64ZM72 87V88H73ZM86 87V86H85ZM131 87V86H130ZM216 87V86H215ZM240 87V86H239ZM2 88V87H1ZM68 88V87H67ZM71 88V89H72ZM133 88V87H132ZM135 88H137V87H134V89ZM141 88V87H140ZM139 88V89H140ZM144 89L146 88H150V86L148 87H143ZM143 88H141V89H143ZM152 88V87H151ZM150 88V89H151ZM235 88H237V87H235ZM48 88H46V90H47ZM57 89V88H56ZM56 89H54L55 91H56ZM64 89V88H63ZM74 89H72V90H74ZM91 89V88H90ZM94 89V88H93ZM107 89V88H106ZM123 89V88H122ZM121 89V90H122ZM139 89L138 90H136V91H138L139 92ZM147 89V90H148ZM39 90V89H38ZM49 90V89H48ZM71 90V91H72ZM111 90V89H110ZM121 90H119L118 91V94H120V91ZM125 90V89H124ZM158 90V89H157ZM215 90V91H214ZM218 90V89H217ZM42 91V92H41ZM39 90V91H37V93L38 92H40V94L41 93H43V90ZM64 91H65V89H64ZM64 91H63V94H62V97H63V95H64ZM92 91V90H91ZM95 91H96V89H95ZM135 91V90H134ZM145 90H143V92H144ZM57 92V91H56ZM74 92V91H73ZM93 92V91H92ZM112 92V91H111ZM123 92V91H122ZM142 92V93H143ZM157 92V91H156ZM215 92V93H214ZM32 93V92H31ZM31 93H28V94H30V96H28V98L29 99H31V97L33 96H31ZM33 93H35V90L33 91ZM75 93V92H74ZM147 94H146V96L147 95H149L148 94V92H146ZM47 94H48V92H47ZM69 94H70V92H69ZM106 94H107V92H106ZM106 94L104 95V97L106 96ZM115 94V93H114ZM145 94V93H144ZM219 94H220V92H219ZM44 96H45V92H44V94H43ZM71 95V94H70ZM69 95V96H70ZM73 95V94H72ZM83 94H81V96H82ZM90 95V94H89ZM92 95V94H91ZM90 95V96H91ZM143 95V94H142ZM251 95H254V97L252 98V100L251 101H249V103H248V101H246V100H250L249 99V97L251 96ZM35 96V95H34ZM33 96V97H34ZM37 96L38 95H36L35 97L37 98ZM44 96H42V97H44ZM48 96V95H47ZM102 96V95H101ZM116 96V95H115ZM122 97L124 96H126V95H124V94H122L121 95ZM120 95H119V97H118V100L117 101H119V98L121 97ZM145 96V97H146ZM34 97V98H35ZM39 97H41L40 95H39ZM38 97V98H39ZM57 97V96H56ZM55 97V98H56ZM61 97V98H62ZM103 97V98H104ZM114 97V96H113ZM121 97V98H122ZM49 98V97H48ZM48 98L46 97V100H48ZM102 98V99H103ZM149 98V97H148ZM58 99V98H57ZM56 99V100H57ZM111 99H113V98H111ZM116 99V98H115ZM19 100V99H18ZM38 100V99H37ZM39 100H40V98H39ZM45 100V101H46ZM59 100V99H58ZM68 100V99H67ZM121 100V99H120ZM125 100V99H124ZM124 100H122V101H120V102H123ZM126 100H129V97H128V99H126ZM125 100V101H126ZM49 101V100H48ZM47 101V102H48ZM51 101V100H50ZM138 101V100H137ZM22 102V101H21ZM46 102V103H47ZM59 102H60V100H59ZM69 102V101H68ZM90 102V101H89ZM108 102V101H107ZM111 102H112V100H111ZM110 102V103H111ZM50 103H52V102H50ZM79 106H85L84 107V110H82V112H80V111H74V106L75 105H73L72 106V116H73V124L77 127V126H79V123L81 122V121H83V120H85V119H87V117H89V116H86V115H84L86 112L88 113V109H90L91 107H89L88 109H87V107H86V105L88 104V101H86V100H83V99H81V98H79V97H77V102H76ZM91 103V102H90ZM99 103V102H98ZM106 103V102H105ZM103 104V105H106V104ZM109 103V102H108ZM107 103V104H108ZM110 103L108 104V107H109V109H110ZM114 103V102H113ZM124 103V102H123ZM129 103V102H128ZM151 103V104H150ZM13 104H17V103H13ZM23 104V103H22ZM30 104V103H29ZM59 104H61L62 105V101L59 103ZM94 104V103H93ZM100 105L102 104L101 102L99 103ZM117 104V103H116ZM121 104V103H120ZM126 105H127V103H125ZM5 105V104H4ZM9 105H10V102H9ZM14 105V106H15ZM17 105H19V104H17ZM16 105V107H17V110H18V108H19V110H18V112L21 110L20 109V107L19 106H17ZM48 105H50V104H48ZM48 105H47V107H48ZM66 105V104H65ZM103 105H102V109L100 108V107H98L97 105V107L99 108V109H101V112H102V110H104V111H106V106H104L105 108L103 109ZM122 105L123 104H121V106L120 105H118V111H119V107L120 108H122ZM125 105V106H126ZM143 105V104H142ZM11 106V105H10ZM14 106H13V108H14ZM29 106V105H28ZM95 106V105H94ZM129 106V105H128ZM15 107V108H16ZM97 107H95L94 109H96ZM107 107V108H108ZM1 108V107H0ZM10 108V107H9ZM12 108V109H13ZM14 108V109H15ZM62 108V107H61ZM86 108V109H85ZM112 108V107H111ZM127 109H122L121 111V114H122V116L124 115L123 114V110L125 111V110H128V107H126ZM262 108V109H261ZM7 109V110H6ZM5 109V112L4 113H7V114H9V112H6V111H11L10 109L8 110V108H6ZM13 109V110H14ZM93 109V108H92ZM99 109H96V111L98 110V112H93V113H96L97 115L99 114ZM108 109V110H109ZM22 110H24V109H22ZM21 110V111H22ZM59 110V109H58ZM86 110V112H84ZM107 110V111H108ZM116 109H113V111H117ZM257 110H259V111H257ZM26 111V110H25ZM33 111V110H32ZM104 111L102 112V113H104ZM12 112V111H11ZM17 113V114H20L21 115V113L23 114V112H17V111H13V113ZM27 112V111H26ZM26 112H25V114H26ZM77 112H80V113H82L83 114V116L81 115V114H77ZM111 113H112V110L110 111ZM115 112H113V114L115 113ZM134 112V111H133ZM255 112V113H256ZM3 113V114H4ZM12 113V114H13ZM58 113V112H57ZM86 113V114H87ZM92 113V112H91ZM102 113H100L99 114V117L101 118V117H103V116H101V114ZM105 113H107V112H105ZM124 113H126V115H128V113L125 111ZM258 113H257V115H258ZM260 113H263V112H260ZM259 113V115H261ZM11 114V113H10ZM0 115H1V111H0ZM5 115V114H4ZM20 115H15V116H17V117H19L20 118ZM60 115V114H59ZM58 115V116H59ZM89 115V114H88ZM94 115V114H93ZM104 115V114H103ZM106 115V114H105ZM125 115V116H126ZM134 115V114H133ZM133 115H131V118H132V116ZM248 115H244L245 116V118H246V122L248 121ZM256 115V117H257V119H258V117H259V115L257 116ZM263 115V114H262ZM7 116V115H6ZM13 116V115H12ZM11 116V117H12ZM12 117V119L10 120V121H12L13 120V118L16 120L17 119V117ZM23 116V115H22ZM31 116H32V113H31ZM41 116V115H40ZM86 116V118L84 119V117ZM157 116H159V115H157ZM253 116H255V114L253 115ZM10 117V116H9ZM25 117H28L29 118V113H27L26 114V116ZM24 117V118H25ZM56 117V116H55ZM83 117V118H82ZM97 118L98 120L100 119V118ZM1 118V117H0ZM5 118V117H4ZM8 118V117H7ZM6 118V119H7ZM22 118V117H21ZM21 118H20V120H21ZM44 118V117H43ZM68 118V117H67ZM81 118H82V120H81ZM115 118V116L114 117H112V119H114ZM244 118V119H245ZM249 118H250V116H249ZM255 118V117H254ZM260 118H262V116L260 117ZM2 119V118H1ZM27 119V118H26ZM30 119H32L31 117H30ZM45 119V118H44ZM43 119V120H44ZM46 119H47V117H46ZM48 119H50L49 117H48ZM104 119V118H103ZM112 119L110 120V122L112 121ZM120 119V118H119ZM133 119V118H132ZM233 119H230V120H233ZM263 119H264V116H263V118H262V122H263ZM8 120V119H7ZM18 120V119H17ZM17 120L15 121V123L17 124L18 122H17ZM19 120V121H20ZM24 120V119H23ZM40 120H42V116L40 117ZM39 120V121H40ZM70 120V119H69ZM81 120V121H80ZM92 120V119H91ZM93 120H95V119H93ZM98 120H96L97 122H98ZM105 120V119H104ZM253 120H255V119H252V121ZM4 121V120H3ZM3 121H1L0 122V124L2 125L3 123H5V121L3 122ZM10 121H7L8 122V124H7V122H6V127H8V125L9 124H12V123H14L13 121L10 123ZM22 121V120H21ZM28 120H25L24 122H26V123H28L27 122ZM46 121V120H45ZM45 121H43L44 122V125H45ZM66 121V120H65ZM80 121V122H79ZM119 121V120H118ZM258 121V120H257ZM87 122H89L88 120H87ZM91 122H93V121H91ZM95 122V121H94ZM259 122V125H260V121H258ZM22 123V122H21ZM32 124V121H30L29 120V124ZM39 123V122H38ZM49 123V122H48ZM53 123V122H52ZM68 123H70L69 121H67V124ZM81 123H83V122H81ZM80 123V124H81ZM103 123H104V121H103ZM105 123H106V121H105ZM112 123V122H111ZM137 123V122H136ZM145 123V122H144ZM249 123V122H248ZM254 123H255V121L253 122V124H252V122L250 121V123L249 124H252L251 125V127L253 128L255 125H254ZM20 124V123H19ZM18 124V125H19ZM23 125H21V126H24V123H22ZM29 124H27V126H26V129H27V127L29 126ZM47 124V123H46ZM50 124V123H49ZM63 124H64V122H63ZM67 124H65V125H67ZM73 124H72V126H73ZM89 124V123H88ZM237 124H240V122L239 123H237ZM243 124V123H242ZM241 124V125H242ZM262 124V123H261ZM4 125V124H3ZM3 125L1 126V127H3ZM13 125V124H12ZM11 125V126H12ZM41 125V124H40ZM53 125V124H52ZM70 125V124H69ZM114 125V124H113ZM125 126H126V123L124 124ZM245 125V124H244ZM254 125V126H253ZM14 128H15V130H18L17 132L15 131V130H11L12 129V127L10 128V127H8V128H10V130L8 129V128H6L5 126H4V130H1V127H0V130H1V132H0V135H2V136H4L3 134H4V131L5 132H7V134H8V132H9V134L8 135H10V137H9V141L10 142H12V141H15V140H12L11 141V139H13V138H18L19 137V135H21L22 134V132L24 133V129L22 130V132L20 131L21 129H20V127L19 126H17V127H19V128H16V125L14 124ZM32 126V125H31ZM42 126V125H41ZM41 126H39L38 125V127H37V125L35 126L34 125V128L36 127V128H39V127H41ZM46 127H47V125H45ZM45 126H43V127H45ZM51 126V125H50ZM58 127V125H54V127ZM72 126L70 127V128H72ZM75 126H73L74 128H75ZM130 126H131V124H130ZM133 126V125H132ZM131 126V127H132ZM136 126V125H135ZM30 127V126H29ZM42 127V128H43ZM65 126H62V131H63V128H64ZM68 127V126H67ZM66 127V128H67ZM94 127V126H93ZM237 129H236V128ZM264 126H263V124H262V126L260 125V128H258V129H263L264 130V128H263ZM8 129V130H6V129ZM23 128V127H22ZM35 128V129H36ZM70 128H69V133H73V132H71V130L72 131H74L73 130V128L70 130ZM121 128V127H120ZM247 128V127H246ZM252 128H248L249 130H251L253 133H251V131L249 132V130H246V131H244V130H242V131H244V133H245V135L243 134V132L241 131V133H242V135L243 136H245V139H244V137L242 138V139H240L239 138V141H241V140H246V136L248 135V133H250V134H255V132L256 131H253L252 130ZM256 128V127H255ZM30 129H33L32 127L30 128ZM35 129L33 130V131H35ZM45 129V128H44ZM44 129H42L43 130V136H44ZM232 129H234V130H232ZM37 130V129H36ZM121 130H123V131H121L122 132V134L125 132L124 131V129L122 128ZM261 130H260V132H261ZM12 131V132H11ZM14 131L16 132V133H20L19 135L18 134H16V133H14ZM30 132H31V130H29ZM29 131H27L26 133H28ZM64 131H65V128H64ZM63 131V132H64ZM116 131V130H115ZM129 131V130H128ZM234 131V132H233ZM247 131H248V133H247ZM28 133L27 134V136H26V138H29V141L31 140L30 139V137H31V135H33L32 134V132L31 133ZM46 132H47V130H46ZM66 132V131H65ZM63 133V134H66V133ZM80 132V131H79ZM94 132V131H93ZM102 132V131H101ZM118 131H116V133H117ZM120 132V131H119ZM118 132V135L120 134ZM233 134H232V133ZM17 136L18 135V137H14L13 135L14 134ZM26 133H24V135H26ZM37 133H39V132H37ZM42 133V132H41ZM86 133V132H85ZM99 131H98V135H99ZM113 133V132H112ZM115 133V134H116ZM128 133V132H127ZM130 133V132H129ZM246 133H247V135H246ZM257 134H259L258 132H256ZM263 133V132H262ZM261 133V134H262ZM6 134V133H5ZM6 134V135H7ZM31 134V135H30ZM62 134V135H63ZM74 134V133H73ZM87 134V133H86ZM121 134V135H122ZM187 134V135H186ZM189 134V135H188ZM230 134H232V136L230 135ZM23 135V134H22ZM24 135H23V138H25L24 137ZM29 135H30V137H29ZM40 135V134H39ZM38 135V136H39ZM56 135H59V133L58 134H56ZM82 135V134H81ZM83 135H85V134H83ZM92 135H93V133H92ZM102 135V134H101ZM101 135H100V137H101ZM113 135V134H112ZM137 135V134H136ZM238 135V134H237ZM241 135V136H242ZM11 136H13V138L11 137ZM34 136H37V134L35 133V135ZM37 136V137H38ZM41 136V135H40ZM39 136V137H40ZM61 136V135H60ZM59 136V137H60ZM97 136V135H96ZM123 136H125V135H122V137ZM138 136V135H137ZM184 136H186L187 138H185L184 139ZM188 136H190V137H188ZM8 137H6L7 139H8ZM69 137V136H68ZM100 137H98V140L100 139ZM118 137V136H117ZM181 137L183 138V139H181ZM250 137V139H252L251 137H253L252 135H249L248 136V138ZM21 138H22V136H21ZM22 138V139H23ZM25 138V139H26ZM36 138V137H35ZM56 138H57V136H56ZM65 138V137H64ZM63 138V139H64ZM102 138H104V136L102 137ZM105 138H106V135H105ZM121 138V137H120ZM125 138H127V137H125ZM247 138V141L250 143V144H252V145H250V146H252V147H254V142H255V140L257 139L256 137H254L255 139L253 140V143H252V140H250L249 141V139ZM260 138V137H259ZM263 138H264V135H263ZM39 139H41V138H39ZM58 139V138H57ZM59 139H61V138H59ZM69 139V141L72 139V138H68ZM94 139H96L95 137H94ZM138 139H139V137H138ZM37 140V139H36ZM47 140H49V139H47ZM53 140H55V138H53ZM120 140H122V138L120 139ZM130 140H131V138H130ZM142 140V139H141ZM184 140V141H183ZM193 140V142L191 143V141ZM5 141V140H4ZM21 141V140H20ZM20 141H19V143H18V141L16 140V143L17 144H19L20 145ZM25 140H23V142H24ZM32 141V140H31ZM30 141V142H31ZM44 141V140H43ZM96 141H97V139H96ZM107 141H108V139H107ZM118 141V140H117ZM247 141H245V143H242V144H246L247 143ZM261 141V140H260ZM6 142V141H5ZM4 142V143H5ZM10 142H7V143H10ZM35 142V141H34ZM33 142V143H34ZM64 142V141H63ZM65 142H66V140H65ZM90 142V141H89ZM98 142V141H97ZM101 141H99V143H100ZM242 142H244V141H242ZM3 143V144H4ZM13 143V142H12ZM16 143H15V145H16ZM29 143V142H28ZM32 143V142H31ZM36 143V142H35ZM59 142H57V144H58ZM141 143V142H140ZM196 143V144H197ZM211 143H212V145H211ZM214 143V144H213ZM216 143V144H215ZM233 143V142H232ZM236 143V142H235ZM234 143V144H235ZM239 143H241V142H239ZM248 143V144H249ZM257 144H259V145H261L262 144V141L260 142V143H258V142H256ZM54 144V143H53ZM56 144V145H57ZM135 144H137L136 143V138L133 140V147L135 148L136 147V145ZM187 144H189V145H187ZM202 144V143H201ZM204 144V143H203ZM237 144V143H236ZM257 144H256V146L255 147H257ZM264 144V143H263ZM262 144V145H263ZM6 145V144H5ZM8 145V144H7ZM10 145H11V143H10ZM19 145H18V149H19ZM23 145H25V144H23ZM35 145V144H34ZM55 145V144H54ZM53 145V146H54ZM99 145V144H98ZM215 145V146H214ZM218 145V146H219ZM230 145V144H229ZM237 145H239V144H237ZM236 145V146H237ZM259 145H258V151H260L261 149H262V154H264V150H263V147L261 146L260 147V149H259ZM14 146V144L12 145V146H10L11 148ZM22 145H20V147H21ZM26 146V145H25ZM68 146V145H67ZM197 145H195L194 146V148L196 147ZM217 146V147H218ZM241 146H243V145H240V147ZM249 146V147H250ZM17 147V146H16ZM15 146L13 147V148H16ZM23 147V146H22ZM21 147V148H22ZM88 147H90V144L88 145ZM95 147V146H94ZM102 147V146H101ZM199 147V150H200V146H197L196 148H198ZM203 147V146H202ZM206 147H209V145L208 146H206ZM230 147H232V145H230L229 146V148ZM248 147V148H249ZM7 148H8V146H7ZM7 148H6V150H4V151H7ZM13 148L10 150V151H12L13 150ZM56 148V147H55ZM58 148V147H57ZM91 148V147H90ZM96 148H97V145H96ZM113 148H116V147H113ZM112 148V149H113ZM125 148H127V146H125L124 147V150H125ZM133 148V149H134ZM152 148V149H151ZM193 148V149H194ZM225 147H223V149H224ZM229 148H227V150L229 149ZM233 148V147H232ZM231 148V149H232ZM247 148V147H246ZM245 148V150H246V152H248L249 151V149L247 148L246 149ZM251 148V147H250ZM59 149V148H58ZM58 149H56V150H58ZM102 149V148H101ZM136 149H137V147H136ZM141 149V148H140ZM140 149H138V152L136 151V153H133V155H132V157H131V160H132V162H133V164L134 163H136L137 162V164H138V157H137V154L139 155V152L142 150H140ZM180 149V148H179ZM184 149V148H183ZM191 150V152L189 151V153H192V151H194V153H195V151L197 150ZM207 150V148H206V153L208 152V151H210V150ZM236 149H238V147H236L235 148V150ZM252 149V148H251ZM250 149V151L252 152V150ZM254 149V148H253ZM38 149H36V151H37ZM55 150V151H56ZM104 150V149H103ZM114 150V149H113ZM132 150V149H131ZM172 150L170 149V150H168V151H170L169 153L170 154H168L167 152H166V154H167V156L164 154V157H163V159H162V154H160V153H158V155H161L160 156V158H159V156H157L156 158H153L152 156H151V158L154 160L153 161V165L151 164V163H149V164H151V165H147L148 167L147 168H149V170L151 169L152 171H149V170H144V169H147L146 167H145V165L146 164H148V161L150 160H148L147 162H146V160H144V159H140L141 160V162H139L140 164H139V166H141V163H142V161L144 160L145 162H146V164H144L143 165V168L141 169L142 171V173L140 172V174H137L138 173V171L136 172L135 171V169H132V170H134V172H136V174L137 175H140V176H138V177H135V179H138L139 177H141L142 175H143V173L145 174V172L147 171V174H149L150 172L152 173L153 171H155V170H153V168H152V166L154 167V168H156L157 167V163L156 162H159V161H157L158 159H160V162H161V160H162V162L161 163H163V165H164V163H165V165H167L168 166V164L167 163H169V160H166L167 158H169V156H171L172 155V153L174 152H172ZM216 150V149H215ZM226 150V149H225ZM230 150V149H229ZM228 150V152L226 151V154L227 155H229V153L231 154V152H232V150L231 151H229ZM239 150H240V148H239ZM245 150H243L244 151V153H245ZM255 150V149H254ZM3 151V150H2ZM3 151V152H4ZM42 151V150H41ZM48 151V150H47ZM156 151V152H157ZM182 151H184V150H182ZM198 151V150H197ZM201 151H203V150H200V152ZM205 151H204V154H203V156L205 155ZM218 151H221V150H218ZM218 151L216 152V151H214L213 150V152L215 153H218ZM238 151V150H237ZM248 152V153H251V152ZM8 152V151H7ZM18 152V151H17ZM16 152V153H17ZM20 152V151H19ZM112 152V151H111ZM133 151H131V153H132ZM135 152V151H134ZM149 152V153H150ZM172 152V153H171ZM239 152V151H238ZM238 152H236V153H238ZM240 152H241V150H240ZM21 153V152H20ZM47 153H49V152H46L45 154H47ZM108 153V152H107ZM130 153V154H131ZM144 153V152H143ZM176 153H177V151H176ZM176 153H175V155H174V158H175V156H176ZM189 153H188V155H189ZM193 153V154H194ZM225 153V152H224ZM224 153H223V155H224ZM235 153V152H234ZM233 152H232V154H234ZM242 153V152H241ZM240 153V154H241ZM244 153H242V156H241V158L239 159L240 161L246 156V155H250V157H251V155L252 154H245V156L243 157V155H244ZM253 153V152H252ZM41 154V153H40ZM50 154V153H49ZM57 154V152H55V155ZM151 154H149V155H151ZM156 154V153H155ZM184 154V153H183ZM225 154V155H226ZM231 154V156H233ZM240 154H239V156H240ZM257 154H260L261 155V152L259 153H257ZM7 155V154H6ZM12 155V154H11ZM13 155H14V153H13ZM12 155V157H14ZM48 155V154H47ZM78 155V154H77ZM97 155V154H96ZM120 155H122V154H120ZM119 155V156H120ZM143 155H145V154H143ZM148 155V156H149ZM157 155V154H156ZM155 155V156H156ZM196 155V154H195ZM199 155H200V153H199ZM218 155V154H217ZM235 155V154H234ZM237 155V154H236ZM256 155V154H255ZM8 156H9V153H8ZM73 156V155H72ZM99 156V155H98ZM97 156V157H98ZM109 156H111V155H109ZM130 156V155H129ZM165 156H166V159H165ZM189 156H191V154L189 155ZM189 156H187V155H185V159L183 158V164H185L187 161V158H188V160L190 159V157ZM197 156V155H196ZM257 156H259V155H257ZM4 157V156H3ZM11 157V158H12ZM49 157V156H48ZM77 157V156H76ZM75 157V158H76ZM140 157V156H139ZM200 157H202V156H200ZM252 157H254V155L252 156ZM263 157H264V155H263ZM4 158H6V160H7V157L5 156ZM11 158H10V160H11ZM74 158V159H75ZM78 158V159H77ZM76 158V160H79L78 161V164L79 165H81L79 162H80V160L82 159V158H80L79 159V157H77ZM103 158V157H102ZM142 158H144V157H142ZM146 158H148V157H146ZM171 158V157H170ZM181 157L179 158V159H182ZM194 157H193V155H192V158L191 159H193ZM196 158V157H195ZM209 158V157H208ZM255 158V157H254ZM258 158V157H257ZM108 159V158H107ZM128 159H129V157H128ZM152 159H151V161H152ZM156 159V160H155ZM202 159H203V157L201 158V161H202ZM206 159V158H205ZM211 159V158H210ZM233 159V158H232ZM231 159V157H230V155H229V158H228V160L230 161V160H232ZM236 159H238V158H234L233 159V161L234 160H236ZM248 160H249V162H250V160H251V158L249 159V158H247ZM253 159V158H252ZM256 159V158H255ZM254 159V160H255ZM261 159H262V157L261 158H259V160L261 161ZM8 160H9V158H8ZM9 160V161H10ZM25 160H27V159H25ZM163 160H164V162H163ZM165 160H166V162H165ZM174 161H175V159H173ZM196 160V159H195ZM213 160V159H212ZM215 160V159H214ZM214 160H213V162H214ZM218 160V159H217ZM227 160V159H226ZM227 160V162L226 161H224V159H221L220 161L221 162H223L224 161V163L226 162V163H229V161ZM243 160H245V158L243 159ZM242 160V161H243ZM247 160V161H248ZM259 160L257 159V161H258V163H259ZM263 160V159H262ZM11 161H13V160H11ZM42 161V162H41ZM71 161V160H70ZM72 161H73V159H72ZM103 161V160H102ZM117 161V160H116ZM156 161V162H155ZM186 161V162H185ZM189 161H191V160H189ZM193 161H194V159H193ZM199 161H200V159H199ZM198 161V165H199V163L201 164V163H203V162H205V161H207V160H204L203 162H199ZM5 162H8V161H5ZM41 164H43L44 162H43V160H40L39 161ZM38 162V163H39ZM74 162V161H73ZM105 162H107V161H105ZM124 162H125V160H122V163L124 164ZM129 162H130V159H129ZM256 162V161H255ZM75 163V162H74ZM74 163H72L73 165H74ZM85 163V162H84ZM93 163H94V161H93ZM144 163V162H143ZM142 163V164H143ZM156 163V164H155ZM192 163V162H191ZM191 163L189 164V165H191ZM212 163V162H211ZM219 163V162H218ZM224 163H222V164H224ZM237 163V162H236ZM243 163V162H242ZM248 163V162H247ZM251 163H253V162H251ZM257 163V162H256ZM261 163V162H260ZM76 164V163H75ZM78 164L76 165V166H78ZM95 164V163H94ZM94 164H92V166L94 165ZM100 164V163H99ZM181 164H182V162L179 164H176V165H180V167L181 168H178V166L176 167V169H175V171L173 172V171H171V172H173L174 173V175H175V173H177L178 172V174L176 175V176H172L173 178L175 177H179V176H185L184 175V172H185V174L187 173V171H190V173H192L193 171H192V165H191V167L190 168H188V170H185L186 169V165H183V166H181ZM195 166H197V161L195 162ZM215 164V163H214ZM213 164V165H214ZM222 164H220L221 165V168H223V170L225 171V166L224 165H222ZM230 164L232 165V161H230ZM238 164V163H237ZM236 164V165H237ZM262 164V163H261ZM3 165V164H2ZM155 165V166H154ZM163 165H162V167H163ZM164 165V166H165ZM204 165H206V163H204ZM218 165V164H217ZM230 165V166H231ZM233 165H234V163H233ZM233 165L231 166V168H233ZM246 165V164H245ZM245 165H243V167L245 168ZM248 165V164H247ZM251 165V164H250ZM4 166V165H3ZM6 166V165H5ZM39 166V165H38ZM48 166V165H47ZM75 166V168H77ZM96 166V165H95ZM134 166H135V164L133 165V167L132 168H134ZM138 165H136V170L138 169V167H137ZM159 166V165H158ZM185 166V167H184ZM194 166V167H195ZM201 166L203 167V164H201ZM208 166V165H207ZM215 166V165H214ZM212 167V171L211 172H208V173H211V174H215V172H217L218 170H219V172H220V166H219V169L218 170H216L215 171V168H216V166L215 167ZM222 166H224V167H222ZM230 166H227V168L229 169V167ZM239 166H242V164L240 165L239 164ZM259 166H260V164H259ZM72 167V166H71ZM161 167V168H162ZM169 167V166H168ZM184 167V168H183ZM204 167H206V166H204ZM248 166H246V168H247ZM252 167V166H251ZM251 167H248L249 169L251 168ZM254 168H255V166H253ZM261 167V166H260ZM2 168V167H1ZM33 168H34V166H33ZM124 168H126V167H124ZM198 168V167H197ZM197 168H196V170H197ZM214 168V169H213ZM243 168V169H244ZM5 169V168H4ZM3 169V170H4ZM35 169V168H34ZM127 169V168H126ZM165 169H166V166H165ZM164 169V170H165ZM181 170V172H182V174L183 175H181V173L179 172L180 170ZM185 171H184V170ZM190 169V170H189ZM207 169V168H206ZM234 169H236V168H234ZM233 169V170H234ZM25 170V169H24ZM83 170V169H82ZM97 170V169H96ZM95 170V171H96ZM100 171H101V169H99ZM113 170V169H112ZM177 170H179V171H177ZM183 170V171H182ZM202 170V169H201ZM213 170H214V172H213ZM260 170V169H259ZM87 171H89V170H87ZM143 171H145V172H143ZM149 171V172H148ZM210 171V170H209ZM228 172H229V170H227ZM251 171V170H250ZM82 173H83V171H81ZM101 172H104V171H101ZM114 172V171H113ZM118 172H119V170H118ZM124 172V171H123ZM126 172H128V170L126 171ZM157 172H159V170L158 171H156L155 173L153 172L152 173V175L154 176L153 178H155V176L156 177H160V180L162 181L163 179V182L165 183V182H170L171 180V177H170V175H169V177H166V176H163L164 178L162 179L161 178V176H160V174L159 173H161V171L158 173V175H155V174H157ZM198 172H200V171H198ZM213 172V173H212ZM228 172L226 173L225 172V174H227V176H223L227 181H226V184H224L225 186H228L229 184H232L233 182H232V179H233V181H234V185L237 183V181H239L240 182V179L242 180V178H243V171L241 170V172L240 171H238V172H240L241 173V175L239 174L238 176L240 177V179H238V176L236 175V176H234V177H237V178H233V177H231V174H232V172L233 171H230V175H229V177H228ZM245 173H246V170L244 171ZM252 172V171H251ZM257 172H258V169H257V171H256V173L255 174H257ZM30 173V172H29ZM88 173H92L91 171L90 172H88ZM93 173H94V171H93ZM108 173V172H107ZM107 173H101L102 174V176H101V178L99 179V181L97 180L98 178H99V176L101 175V174H97V175H99V176H97L96 175V172L94 173V175H96L97 177H95L96 179V181L97 182H100V181H102V183L104 182V180L107 182V187H109V188H107V189H110L111 191L112 190H114L115 191V183H116V180H117V178H118V174L116 175H114V174H107ZM150 173V174H151ZM190 173H188L187 175H189ZM218 173V172H217ZM220 173H222V172H220ZM219 173V174H220ZM235 173V172H234ZM244 173V174H245ZM248 173H250V172H248ZM259 173V172H258ZM262 173V172H261ZM21 174V173H20ZM121 174H123V173H121ZM121 174H120V176H121ZM133 174V173H132ZM142 174V175H141ZM197 174V173H196ZM202 176H203V171H202ZM255 174H253V175H255ZM262 174H264V173H262ZM28 175H30V174H28ZM65 175H67V174H65ZM70 175V174H69ZM88 175V174H87ZM130 175L131 174H129V175H127V176H129V179L131 180V181H127V185H129L130 184V189L132 188V178L134 177H130ZM135 175V174H134ZM136 175V176H137ZM167 175V174H166ZM171 175H172V173H171ZM179 175V176H178ZM192 175H193V173H192ZM199 175V177L196 175V177H198V178H201V175L200 174H198ZM233 175V174H232ZM258 176L260 175V173L259 174H257ZM257 175H256V179H257ZM71 176H72V174H71ZM91 176V175H90ZM144 176V175H143ZM146 176V175H145ZM194 176V175H193ZM192 176V177H193ZM245 176H247V174H245ZM244 176V177H245ZM249 176H251V175H248V177ZM262 176V175H261ZM264 176V175H263ZM94 177L92 176V178L90 179L91 181H92V179H94ZM166 177V178H165ZM191 177V175H190V178H192ZM204 177H205V175H204ZM207 177H208V175H207ZM214 177V176H213ZM220 177H222V174H220ZM219 176L217 177L218 179H217V181H218V183H220L219 182V180L221 179ZM228 177V178H227ZM30 178H31V176H30ZM62 178V177H61ZM72 178V177H71ZM71 178H69L70 180H71ZM105 178V179H104ZM146 178V180L148 181H146L144 184L145 185H143V186H146V184H147V186H146V188L148 187V185H150L151 183H153L154 182V184H155V180L156 179H153L154 181H150V179L151 178H149V176L148 177H145ZM144 178V179H145ZM148 178H149V180H148ZM168 178V179H167ZM170 178V179H169ZM174 178V179H175ZM177 178L175 179V180H177ZM195 178V176L193 177V179ZM220 178V179H219ZM229 178H231V179H229ZM255 177H253L252 179H254ZM263 178V177H262ZM48 179V178H47ZM86 179V178H85ZM102 179V180H101ZM135 179L133 180L134 182H135ZM141 179V181H142V179H143V177L142 178H140ZM139 179V180H140ZM143 179V180H144ZM159 179V178H158ZM165 179H167V181H165ZM193 179L191 180V182L193 181ZM206 179H208L209 180V177L208 178H206ZM205 179V180H206ZM216 179V178H215ZM235 179V180H234ZM237 179V180H236ZM244 179V178H243ZM61 180V179H60ZM67 180V179H66ZM95 180H94V182H95ZM160 180H158V181H160ZM186 180L188 181L189 179L188 178H186ZM186 180H182L181 179V181H183V184H185L184 182L186 181ZM198 180V179H197ZM204 180V179H203ZM207 180V181H208ZM222 180V182H224L223 180V178L221 179ZM246 180V179H245ZM263 180H264V178H263ZM87 181H88V176H87ZM91 181H89V182H91ZM121 181V180H120ZM137 181V180H136ZM141 181H137V182H141ZM157 181V182H158ZM160 181V182H161ZM173 181V180H172ZM177 181H179V180H177ZM186 181V182H187ZM212 181H213V179H212ZM216 181V180H215ZM214 181V182H215ZM232 183H231V182ZM244 180H242L241 181V185H242V187H241V190H242V194H246L245 193V191L243 190V189H248V187L250 186L251 187V184H248L249 186L247 187V185L245 186V183L243 182ZM261 181H262V179H261ZM261 181H260V183H261ZM59 182V181H58ZM58 182H56L55 184H56V187H54V186H51V182L49 183L50 184V186H51V188L53 187V188H56V189H58V187H57V184H58ZM151 182V183H150ZM163 182H162V185H159V184H157V188H156V191H164V187L166 188L167 186L166 185H168L169 183H165V185L163 184ZM194 182V181H193ZM199 182V181H198ZM201 182V181H200ZM214 182H210L209 184L211 185V184H213L214 185ZM230 182V183H229ZM238 182V183H239ZM242 182L244 183V185L242 184ZM264 182V181H263ZM48 183V182H47ZM46 183V184H47ZM59 183H61V182H59ZM66 183V182H65ZM65 183H63L64 185H65ZM81 182H79L78 180H75L74 179V186H78L79 184H80ZM88 183V182H87ZM86 183V184H87ZM96 183V182H95ZM120 183V182H119ZM159 183V182H158ZM171 183V182H170ZM177 184H179V182H176ZM190 183V182H189ZM206 183V182H205ZM204 183V184H205ZM227 183H229L228 185H227ZM252 183V182H251ZM54 184V183H53ZM83 184V183H82ZM90 183H88V185H89ZM100 184H101V182H100ZM105 184V183H104ZM121 184V183H120ZM123 184V183H122ZM122 184L120 185L121 187H122ZM141 184V183H140ZM1 185V184H0ZM62 185V184H61ZM60 184L58 185V186H61ZM84 185V184H83ZM83 185L82 186H79V187H83ZM87 185V186H88ZM93 183H92V186H91V184L89 185V187L91 186V187H93ZM97 185V184H96ZM124 185V184H123ZM133 185H134V183H133ZM172 185V184H171ZM175 185V184H174ZM186 185V184H185ZM195 185V184H194ZM203 185V184H202ZM219 185V184H218ZM233 185V184H232ZM230 186L227 190H228V192H231V193H229V194H232L233 195V193H232V191H230V189H231V187H233V186ZM239 185V184H238ZM256 186H257V184H255ZM255 185H254V187H251V188H256L255 187ZM263 185V184H262ZM5 186V185H4ZM28 186H30V185H28ZM41 186H42V184H41ZM49 186V185H48ZM49 186V187H50ZM98 186V185H97ZM97 186H96V188H97ZM126 186V185H125ZM125 186H123V187H125ZM136 188H137V190L139 191V193H137V195H138V197H141V199L143 198V202H145V198L146 197H144V195L145 196H147V193H145L146 192V190H143V188H142V191H143V195H142V192H141V186L140 185H134ZM133 186V187H134ZM158 186H160V187H158ZM235 186H237V185H235ZM100 187H102L101 185H100ZM100 187H98V188H100ZM129 187H127V190H122L121 192H125V193H127L128 195H131V197H129L130 199H132L133 197H134V195L133 194H131V191H130V189H128ZM172 187V186H171ZM190 187H191V184H190ZM194 186H192V188H193ZM196 188L198 187V186H195ZM199 187H200V185H199ZM212 187V188H211ZM211 190L213 191L212 192V194H213V196H214V194L216 193V191H214L213 189H216L215 188V186H212L211 185ZM223 187V186H222ZM245 187V188H244ZM258 187V186H257ZM44 188V187H43ZM52 188V189H53ZM76 188V187H75ZM74 188V189H75ZM136 188H134V192H138L137 190L135 191V189ZM139 188H140V190H139ZM150 188H151V186H150ZM158 188H160V189H158ZM183 188L184 187H182V188H180L181 190H180V192H182L183 191ZM186 188V187H185ZM185 188H184V190H185ZM189 188V187H188ZM188 188H186L187 190L186 191H184V192H182V194H181V196L183 195V193H185V192H187L188 191ZM190 188L191 189V193L193 192V190L195 191V189L193 188ZM206 189H204L203 188V186H201V191L198 193V191L200 190V188H199V190L198 189H196V190H198L197 191V195L198 194H200V195H198V196H202V193L201 192H205V194H206V191L207 190H209L210 191V188L209 187H205ZM235 188V187H234ZM251 188H249L248 190L250 191V193H251ZM52 189H51V191H52ZM76 189H78V187L76 188ZM85 189H86V186H85ZM87 189H89L88 187H87ZM94 189H95V187H94ZM103 189H104V191H105V188H103L102 187V190H100V191H102V193H103ZM117 189H119V188H117ZM123 189V188H122ZM125 189V188H124ZM148 189H149V187H148ZM147 189V190H148ZM158 189V190H157ZM219 189V190H218ZM217 190L218 191H220V193H222L221 191H222V189H224V188H218ZM37 190V192H38V189H36ZM43 190V189H42ZM41 190V192L40 193H42V192H44V191H48V190H43L42 191ZM49 190H50V188H49ZM53 190H55V189H53ZM70 191V193L71 194H73V195H77V193H81L80 191L81 190H84V189H81L80 191H78L77 193H75L74 194V191L72 190L71 191V188L69 189ZM97 190V189H96ZM96 190H94L95 192H96ZM150 191H151V189H149ZM148 190V191H149ZM172 190V189H171ZM203 190V191H202ZM206 190V191H205ZM227 190H225L226 192H227ZM259 190V189H258ZM257 190V191H258ZM263 190V189H262ZM18 190L16 189V192H17ZM89 191H90V189H89ZM97 191H99V190H97ZM110 191V192H111ZM114 191H112V193L114 194ZM132 191H133V188H132ZM147 191V192H148ZM152 191H154V193H155V190H153L152 189ZM162 191V192H163ZM209 191H207V196L206 197H208L209 195H210V192ZM234 191H235V189H234ZM254 191V190H253ZM256 191V190H255ZM254 191V192H255ZM6 191H4L3 193H5ZM46 192H44V193H46ZM48 192H50V191H48ZM47 192V193H48ZM54 192V191H53ZM76 192V191H75ZM83 192V191H82ZM93 193V190H92V193H93V195H92V193L90 194V196L92 195V196H94V194H96V193ZM170 192V191H169ZM180 192H177V193H175L174 192V194L173 195H175V194H177V196L176 197H178L179 196V193ZM208 192H209V194H208ZM215 192V193H214ZM225 192V193H226ZM244 192V193H243ZM31 193H32V191H31ZM43 193V194H44ZM102 193H100L101 195H103ZM141 193V194H140ZM167 193V192H166ZM195 193V192H194ZM193 193V196H196L195 194ZM219 192H218V194H219V197H220V194ZM241 193V192H240ZM33 194V193H32ZM42 194V195H43ZM69 194V193H68ZM98 194V193H97ZM107 194V193H106ZM109 194V193H108ZM112 194V195H113ZM127 194H125V197H126V195ZM150 194V195H149ZM149 196L153 199V197H152V195L151 194H153V193H150L149 192ZM158 194H160V193H158ZM162 194V193H161ZM186 195H188L187 193H185ZM204 194V193H203ZM228 194V195H229ZM55 195V196H54ZM72 195V196H73ZM80 196H78V198L75 196V198H77V201L79 200V198H81L82 196L81 195H84V193L82 194H79ZM100 195V196H101ZM104 195H105V192H104ZM104 195H103V197H104ZM110 195V198H111V194H109ZM108 195V196H109ZM121 195V194H120ZM119 194H118V196H120ZM132 195H133V197H132ZM154 195V197H156V196H158L157 195V192H156V194H153ZM156 195V196H155ZM190 195V194H189ZM216 195H217V193H216ZM223 195V194H222ZM251 195V194H250ZM7 196V195H6ZM58 197V196H60V195H57L56 193L54 194L53 193V195H52V197L51 198H53V197ZM100 196H98L100 199H101V197ZM106 196V195H105ZM108 196H106V197H108ZM114 196V195H113ZM118 196H116L115 197V201L114 200H112L113 201V205H110V207L112 206V207H114V204L116 203V202H118V203H116V206L115 207H117L118 205V207H120V211L121 212H124L123 211V205H125V203L124 204H122L121 206H122V208H121V206H120V204H119V202H122V198H123V200L125 199L124 197H123V195H122V197H121V201L119 200V201H117V199L119 198ZM166 196V194H164V197ZM168 196H172V195H168ZM168 196H166V198L168 199L169 197ZM174 196V197H175ZM192 196V197H193ZM212 196V195H211ZM211 196H209V198L211 197ZM68 197L70 198V195H68ZM67 197V199L69 200V198ZM102 197V198H103ZM128 197H126L128 200H130ZM148 197V196H147ZM162 198H163V195L161 196ZM203 198L205 197V196H202ZM73 198H74V196H73ZM73 198H71V200L73 199ZM88 198V197H87ZM92 199H94V197H91ZM89 199V200H92V199ZM98 198V199H99ZM158 198V197H157ZM156 198V199H157ZM185 198V199H184ZM188 198V197H187ZM203 198H201V199H203ZM215 198V197H214ZM228 198H229V196H228ZM242 198V197H241ZM245 197H243L242 199H244ZM5 199V198H4ZM54 199V198H53ZM61 199V198H60ZM59 199V200H60ZM98 199H94V201L93 202H97V200ZM104 199V198H103ZM114 199V198H113ZM137 200V202L136 203H139L140 202V198H137V196L136 197H134L132 200H133V202H130V201H126V205L127 204H133L131 207L133 208V206H134V204H136L135 203V201ZM147 199V198H146ZM156 199H154V204H155V201H156ZM159 199H160V197H159ZM165 198H163V200H164ZM172 199L173 200H176V201H174V202H179V203H177L178 205H179V207H182L183 206V208L185 207L184 205H187V204H185V201H187V200H189V199H187L186 200V196L185 195H183V197L181 198V197H179V198H173L172 197ZM193 198H191V195H190V200H192ZM198 199V198H197ZM200 199V200H201ZM211 199H212V197H211ZM232 199L235 201V202H237L235 199H234V197L232 196ZM231 199V200H232ZM262 199H263V197H262ZM68 200H67V202H68ZM75 200V199H74ZM73 200V201H74ZM81 200V199H80ZM96 200V201H95ZM107 200V199H106ZM106 200L104 199V201L106 202ZM151 200V199H150ZM158 200V199H157ZM169 200V202L171 201V199L169 198L168 199ZM199 199H198V201H200ZM205 200V199H204ZM208 200V199H207ZM244 200H246V204L247 205H250V204H257V203H252L253 201H251V200H253V199H251V200H247L246 198L244 199ZM26 202H27V199L25 200ZM24 201V202H25ZM31 201V200H30ZM56 201H58V200H56ZM72 201V202H73ZM91 201V202H92ZM139 201V202H138ZM147 201H149V200H147ZM146 201V202H147ZM181 201H182V203H181ZM195 201V200H194ZM193 201V202H194ZM197 201V202H198ZM203 201V200H202ZM202 201H200L201 203H202ZM225 201H227V200H225ZM240 201V200H239ZM248 201H250V202H248ZM259 201V200H258ZM263 201V200H262ZM23 202V204H25ZM53 202V201H52ZM54 202H55V200H54ZM66 202V203H67ZM71 202V201H70ZM71 202V203H72ZM80 201H78V203H79ZM89 202V201H88ZM100 202L102 203V199L100 200ZM100 202H97L98 203V205L100 206ZM104 202V203H105ZM108 202V201H107ZM107 202H106V204L105 205H107ZM128 202H130V203H128ZM164 202H166L165 200H164ZM163 201H162V206L163 207H167L168 208V210L171 208L172 209V211H171V209H170V211H171V213H173V212H176V209L174 210V208L176 207V206H174L173 207V205H171V204H169L168 203V201H167V204L165 205V204H163L164 203ZM184 202V203H183ZM192 202V201H191ZM192 202V203H193ZM200 202H199V204H200ZM208 202V201H207ZM40 202H38V204H39ZM56 203V202H55ZM59 203H61V201L59 202ZM65 203V204H66ZM87 203V202H86ZM94 203V204H95ZM97 203L95 204V206L93 207L94 209H97V210H95V211H98V209L100 208H103V206L102 207H99V208H97L98 206H96L97 205ZM149 203H150V201H149ZM152 203V202H151ZM188 203V205L189 204H191L189 201L187 202ZM263 203H264V201H263ZM30 204V203H29ZM45 204H49L50 205V203L48 202H46V203H44L43 205L45 206ZM63 204V203H62ZM85 204V203H84ZM88 204V203H87ZM87 204H86V206L84 207V208H86V207H88L89 205H92V204H90L89 203V205L87 206ZM109 204H111V202H109ZM145 205H146V203H144ZM180 204H181V206H180ZM203 204H205V201L202 203V204H200V205H203ZM217 204V203H216ZM231 204H234V203H232V201H231ZM231 204H230V206H231ZM237 204H239L238 202L236 203V205L235 206H238ZM242 204V203H241ZM259 204H260V202H259ZM28 203L26 204V208L28 209H25V207H24V209H25V212H27L26 214L28 215V220H29V222H28V224H26L25 222H26V217L25 216H27V215H25V216H21V215H19L20 217H25V222H24V220L21 222V223H25V225H28L27 227L29 228L28 229V232L29 231H31L32 229L34 230L35 229V227H34V225L36 226V224H35V222H33V221H31L32 220V218L31 217H34L35 216V218H38V214H39V210H41L42 209V212H43V214L45 215H47L48 214V216H49V213H51V214H53V212H50L49 211V213H47V211L44 213V206L41 204V207L40 206H38V210H37V212H32L33 213V215L31 214V212H29L30 211V208L31 209H33L34 207H32L31 206V204L30 205H28ZM53 205V207L55 208V206H54V204H52ZM56 205H57V203H56ZM67 205H69V204H67ZM67 205H66V207H67ZM102 205V204H101ZM104 205V204H103ZM138 206L136 207V205H135V208H137V209H139L140 210V207H139V205H140V203L139 204H137ZM145 205H143L142 206V208L145 206ZM147 205H148V207H150L151 205H149L148 204V202H147ZM146 205V206H147ZM155 205H157V207L155 208L154 206ZM154 206H152V208L154 209V210H156V211H153V209H152V213L154 212H156V213H158V210H157V208L159 207L158 206V202H157V204H155ZM165 205V206H164ZM187 205V206H188ZM195 205H197V203L195 204ZM218 205V204H217ZM226 205V204H225ZM240 205V204H239ZM263 204H261V206H262ZM11 207H12V205H10ZM5 207V209H8V208H11V207ZM20 206H23V205H20ZM30 206V207H29ZM46 206H48V205H46ZM57 206H59V205H57ZM79 206H80V204H79ZM128 206V205H127ZM126 206V207H127ZM145 206V207H146ZM161 206V205H160ZM170 208H169V207ZM186 206V207H187ZM191 206H192V204L190 205V209H191ZM199 205H197V207H195V208H199V207H201V206H199ZM208 206V205H207ZM206 206V207H207ZM229 206V207H230ZM234 206V207H235ZM246 206V205H245ZM251 206V211H253V209L255 210L256 209V205L254 206V205H250ZM254 206V207H253ZM264 206V205H263ZM262 206V207H263ZM49 207V206H48ZM47 207V209H49ZM51 207V206H50ZM62 206H60V208H61ZM71 207H73V206H71ZM83 208V204H82V206H80V208ZM90 207V206H89ZM106 207V206H105ZM117 207V208H118ZM161 208V209H164V208ZM166 207H165V209H166ZM184 208L185 209V211L182 209V210H180V208H179V210L181 211V213H179V212H176V214L177 213H179V216H180V218H177L176 220L174 219V218H176V217H169L170 215H172V214H170L168 217L169 218H173L174 219V221L177 223V220H178V222L180 221V224H182L183 223V225L184 224H186L187 222H189V220L191 219L192 220V218L194 217L195 219H196V217L195 216H197V218H198V216H200L199 214L198 215H196L197 213H195L194 211H195V209L193 210H191V211H193L194 213V216H192L191 215V218H188V220H186L187 219V217L185 218V214L184 213H186V211H189V210H186L187 208ZM193 207V206H192ZM203 207H205V206H203ZM228 207V206H227ZM227 207L225 206V209H227ZM249 207V206H248ZM260 207V206H259ZM258 207V208H259ZM18 208V207H17ZM22 208V207H21ZM41 208V209H40ZM59 208V207H58ZM60 208H59V210H60ZM63 208H64V205H63ZM68 208V207H67ZM79 207H73V208H71V210H70V212H71V214L72 213H75V212H72L73 211V209H79L80 211H81V209H80ZM91 208V207H90ZM92 208V213H93V209ZM107 208V207H106ZM117 208H114V209H112V213L114 214L115 212V210H117ZM151 208V207H150ZM177 208V207H176ZM207 208H209V207H207ZM214 207H212L211 209H213ZM257 208V209H258ZM23 209V208H22ZM21 209V210H22ZM24 209L22 210V212L24 211ZM46 209V210H47ZM50 209H53V208H50ZM49 209V210H50ZM65 209V208H64ZM108 209V208H107ZM111 209V208H110ZM110 209H108V210H110ZM137 209H135V210H137ZM147 210V208H144V211H146ZM189 209V208H188ZM236 210H237V212H239L240 211V209H238V208H235ZM242 209H244L245 211H246V208L244 207V208H242ZM256 209V210H257ZM261 207H260V209L257 211L258 213L259 212H261ZM19 209H17V210H15L16 212L18 211ZM27 210V211H26ZM36 210V208L33 210V211H35ZM54 210H57V212H58V209H54ZM77 210H75L77 213L76 214H78V213H81V212H79V211H77ZM84 210H86V209H84ZM90 210V209H89ZM130 210H131V208H130ZM159 210H160V207H159ZM167 209H166V213H164V214H166V216L170 213L169 211H168ZM206 210V209H205ZM208 210L209 209H207L206 211H207V214H206V216L208 215L209 216V214H210V211H209V214H208ZM230 210V209H229ZM243 210V211H244ZM264 210V209H263ZM5 211V210H4ZM61 211V210H60ZM87 211V210H86ZM91 211V210H90ZM89 211V212H90ZM101 211H103V209L101 210ZM141 211V210H140ZM161 211V210H160ZM184 213H183V212ZM191 211L189 212V213H187V214H190L191 213ZM199 211V210H198ZM198 211H196V212H198ZM224 211H226V210H224ZM242 211V210H241ZM240 211V212H241ZM245 211H244V213H245ZM7 212V211H6ZM29 212V213H28ZM42 212H41V214H42ZM55 212V211H54ZM66 212V211H65ZM89 212H87V213H89ZM110 212V211H109ZM118 212V211H117ZM116 212V213H117ZM130 212V211H129ZM134 212H139V211H134ZM133 212V213H134ZM164 212H165V210H164ZM169 212V213H168ZM227 212H228V218L229 219H231V220H229V223L232 225V227L234 228V226L236 225V226H239L240 224V227L241 228H243V225H244V223H243V225H242V222H244L243 220H245L244 218H243V220H240V218L238 219V221L240 220V221H242V222H236L235 220H237V219H235V218H237V217H232V215L230 216L229 214H232V212L233 211H230V213H229V211H228V209H227ZM239 212V213H240ZM247 212H249V211H247ZM246 212V213H247ZM5 213V212H4ZM37 214V217H36V214ZM100 213H102V212H98V214L96 213H94V215L96 216V218L99 216V214ZM116 213L114 214V216L116 215ZM125 213V212H124ZM123 213V214H124ZM135 213V215L134 216H132V217H137L138 216V214H136ZM143 213V212H142ZM146 213V212H145ZM168 213V214H167ZM242 213V212H241ZM240 213V214H241ZM246 213H245V215H246ZM258 213H256L255 215H257ZM16 214V213H15ZM19 214H21L20 212H19ZM29 214H30V217H29ZM55 214V213H54ZM56 214H58V213H56ZM56 214H55V217H56ZM83 214V213H82ZM105 214V217H106V215H108V214H106L105 212L103 213V215ZM112 214V215H113ZM119 214V213H118ZM175 213H174V216H177ZM184 214V215H183ZM217 214V213H216ZM247 214H250V213H247ZM263 214H264V212H262V214H260L259 213V217H260V215H261V217L263 216ZM91 216H92V214H90ZM102 215V214H101ZM110 215V214H109ZM129 215V214H128ZM131 215V214H130ZM129 215V216H130ZM141 215V214H140ZM144 215V214H143ZM143 215H141V216H143ZM149 215V214H148ZM152 215V214H151ZM215 215V214H214ZM224 215V216H225ZM252 215V214H251ZM253 215H254V213H253ZM18 216V215H17ZM16 216V217H17ZM43 216V215H42ZM48 216H44V218L45 217H47V218H49ZM58 216H60V217H62L61 219L62 220H66L65 218L63 219V212H61V215H58ZM77 216H79V215H77ZM83 216H85V214L83 215ZM90 216V217H91ZM95 216H94V220H95ZM139 217L140 219H141V222H143L142 221V219L143 220H145L146 222H143V224L144 223H146V224H148V223H150V225H148V226H150L149 228H151L152 226H151V222H149V219L148 218H146L145 216H143V217ZM150 216V215H149ZM157 216V217H156ZM159 216H162L161 214H155V219L157 220H153V222L155 223H152V224H154V225H156V226H158V227H156L155 226V228H158V230L159 231H166L164 234H170L172 237H174L175 236V234H173L172 235V233H175L176 232V230H174V228L172 229V230H174L172 233L171 232H169L168 233V231H170V229H169V226H168V224L170 223H172V222H170L169 220H167L169 223H167V221H166V219L168 218H162V217H159ZM179 216H177V217H179ZM184 216V217H183ZM186 216H188V215H186ZM217 216H218V214H217ZM221 216V215H220ZM11 217H12V215L11 216H9V218L11 219ZM13 217H15V215L13 216ZM54 217V216H53ZM52 217V218H53ZM69 217H71V215L69 214ZM68 217V218H69ZM76 218V216H73V218H71V219H73V221H75L74 219ZM87 217H88V215H87ZM118 217H119V215H118ZM123 217V216H122ZM124 217H126V215L124 216ZM135 217V218H136ZM145 217V218H144ZM151 217H153L154 218V214H153V216H151ZM184 218L183 220H185V221H182V219L181 218ZM210 217V216H209ZM209 217H207L208 219H210ZM213 217V216H212ZM227 217H225L226 219H228ZM231 217V218H230ZM250 215H249V219L248 220H250ZM260 217V218H261ZM9 218H7V219H9ZM43 218V217H42ZM43 218V219H44ZM51 218V219H52ZM83 218V217H82ZM102 218V217H101ZM113 218V217H112ZM116 219H117V217H115ZM127 218V217H126ZM159 218V219H158ZM214 219L213 220H211V221H209V222H212V224L211 225H213L215 222V220H217V219H215V218H217L216 216L215 217H213ZM252 218V217H251ZM22 219V218H21ZM43 219H40V218H38L37 220V222H44L43 221ZM71 219H69L70 221H72ZM80 219V218H79ZM110 219V218H109ZM116 219L114 220V221H116ZM147 219H148V221H147ZM160 219L162 220L161 222H160ZM207 219V220H208ZM222 219H224V217L222 218V216H221V220ZM233 219H234V222H233ZM255 219H257V216H256V218ZM5 220V219H4ZM46 220V219H45ZM84 220H86V218H84ZM102 220H103V218H102ZM106 220H107V218H106ZM111 221L109 222V224H111L112 225V223H113V225H114V222H112V219H110ZM163 220H165L166 221V223H165V221H163ZM190 220V221H191ZM197 220H199V218L197 219ZM200 220H203L202 218L200 219ZM221 220H219V221H221ZM252 221H253V219H251ZM3 221V220H2ZM2 221H1V223H2ZM47 221V223H48V221H50V220H46ZM45 221V222H46ZM54 221H56L57 222V220H54ZM54 221H52V222H54ZM67 221H68V219L66 220V223H67ZM91 221H93V220H91ZM104 221V220H103ZM118 221H119V219H118ZM117 221V222H118ZM136 221H138V220H136ZM173 221V222H174ZM193 221V220H192ZM191 221V225H194V224H196V225H198L199 226V224H198V221L195 223V221H194V224H193V222ZM204 221V220H203ZM203 221H201V223L203 224V225H205L204 223H203ZM233 223H232V222ZM4 222V221H3ZM17 222H19V220L17 221ZM16 222V223H17ZM69 222V221H68ZM81 222V221H80ZM87 222H88V218H87ZM105 222V221H104ZM112 222V223H111ZM124 222V221H123ZM123 222H122V225H123ZM139 222H140V220H139ZM159 222H160V224H162V225H160L159 224ZM174 222V223H175ZM182 222V223H181ZM186 222V223H185ZM214 222V223H213ZM249 222L250 221H248V226H247V228L248 229H246V228H244L245 230H246V232L248 233L249 231H251V227L249 226ZM20 223V222H19ZM29 223H33L34 225H33V228L31 227V230H30V224ZM57 223H60V222H57ZM65 223V222H64ZM64 223H63V225H64ZM78 223V222H77ZM97 223V222H96ZM95 223V224H96ZM119 223H121V222H119ZM118 223V224H119ZM134 223V222H133ZM163 223H165L164 225L166 226V227H168V229L165 227L163 230H161V228H159V226L161 227V226H164L163 225ZM219 223V222H218ZM217 223V224H218ZM223 223V222H222ZM238 223H240L239 225H237ZM44 224V223H43ZM48 224H50V223H48ZM48 224H46V225H43L42 227H45L44 228V230H46V231H48V228L46 229V226L48 225ZM61 224V230H62V223H60ZM70 224H71V222H70ZM127 224V223H126ZM135 224H137L136 222L134 223V224H130L133 228L132 229H134V226H135ZM139 224V223H138ZM143 224H142V227H143ZM145 224V225H146ZM159 224V225H158ZM179 224V225H180ZM220 224H221V222H220ZM220 224H218L219 226H221ZM14 225H16V228H21V229H23L22 227H21V224H12L11 226H7V227H12L13 226V229H14ZM32 225V224H31ZM38 225V224H37ZM39 225H41V224H39ZM53 225V224H52ZM51 225V226H52ZM66 225H68V223L66 224ZM76 225V224H75ZM117 225V224H116ZM129 225V224H128ZM130 225L128 226V228L130 227ZM173 225V224H172ZM190 225V224H189ZM196 225H194L195 227H196ZM210 225V226H211ZM217 225V226H218ZM223 225V224H222ZM253 225V224H252ZM20 226V227H19ZM70 226V225H69ZM92 226V225H91ZM95 226V225H94ZM97 227H98V225H96ZM100 226V225H99ZM102 226H104V224L102 225ZM101 226V227H102ZM118 226V225H117ZM116 226V228L118 229V227ZM124 226V225H123ZM147 226V225H146ZM174 226V225H173ZM176 226H178L177 224H176ZM181 226V225H180ZM185 226V227H184ZM183 226V228L181 229L182 231H183V233L185 232V233H187V231L189 230V232H190V227H188V225L186 224V225H184ZM187 226V227H186ZM197 226V227H198ZM235 226V227H236ZM245 226H246V224H245ZM40 228H36V230H41L42 228H41V226H39ZM110 227V226H109ZM111 227H114L115 228V225L114 226H111ZM139 228H140V226H138ZM142 227L140 228V229H142ZM238 228V230L239 229H241V228ZM14 229V230H17V229ZM25 228V227H24ZM65 228V227H64ZM107 228V227H106ZM106 228L104 229V230H106ZM131 228V227H130ZM129 228V229H130ZM138 228V229H139ZM154 228V227H153ZM187 228H188V230H187ZM190 228V229H189ZM193 228V227H192ZM206 229H207V227H205ZM210 228V227H209ZM217 228H219V227H217ZM226 228H228V227H226ZM249 228H250V230H249ZM263 228V227H262ZM3 229V228H2ZM5 229H6V227H5ZM8 229V228H7ZM50 229V228H49ZM66 229V228H65ZM81 229V228H80ZM98 229V228H97ZM131 229V230H132ZM145 229V228H144ZM144 229H142V230H144ZM177 229L178 230H180L179 229V227H177ZM199 229V228H198ZM201 231H199V232H197V233H193L194 234V237L191 235H187L188 237H190V238H187V236H186V238L188 239L187 241H188V243H189V241L192 239V238H194L193 240H195L196 238H195V236H196V234H197V236H199L200 234H203L204 235V228H202L201 227ZM231 229V228H230ZM229 229V230H230ZM236 229H237V227H236ZM14 230H11V233H10V231H9V233L11 234V237L13 238V239H15L13 236L15 235H17L18 233L20 234V236H21V233L20 232H22V230L20 231V232H14L13 233V231ZM20 230V229H19ZM24 230V229H23ZM27 230V229H26ZM36 230H34V231H32L33 233L36 231ZM104 230H102L103 232H104ZM114 230V229H113ZM127 230V229H126ZM135 230V229H134ZM153 231L154 229H150V231ZM178 230H177V232H178ZM186 230V231H185ZM200 230V229H199ZM215 230H217V229H215ZM223 230H224V228H223ZM235 230V228L233 229V231ZM238 230H237V232H236V230L234 231L235 233H237L239 236H240V233L238 232ZM242 230V229H241ZM240 230V232H243V231H241ZM247 230H249V231H247ZM3 231V230H2ZM7 231L8 230H6L5 231V234L7 233ZM42 231H43V229H42ZM65 231H67V230H65ZM111 231H112V229H111ZM115 231V230H114ZM113 231V232H114ZM136 231V230H135ZM135 231H132V232H135ZM151 231V233H154V232H152ZM155 231V230H154ZM158 231V232H159ZM192 232H195V230H194V228H193V230H191ZM27 231H24V233L26 234V233H28ZM38 233L40 232V233H42L41 231H37ZM45 232V231H44ZM51 232V231H50ZM105 232H108V231H105ZM132 232H130V233H132ZM140 232V231H139ZM148 232V231H147ZM146 231H144V233H147ZM157 232V233H158ZM181 232V231H180ZM192 232H190V233H192ZM203 232V233H202ZM210 232H211V230H210ZM256 232V231H255ZM262 232V231H261ZM1 233H3V232H1ZM14 235H13V234ZM24 233H22V235L24 234ZM36 234V235H39V234ZM61 233V232H60ZM62 233H63V231H62ZM143 232L141 233V234H144ZM157 233L155 232V234L154 235H156V237H157ZM160 233V232H159ZM219 233V232H218ZM223 233V232H222ZM226 233V232H225ZM4 234V233H3ZM10 234H7L8 236L10 235ZM19 234L17 235V236H19ZM29 234V233H28ZM35 234V233H34ZM50 234V233H49ZM56 234V233H55ZM104 234V233H103ZM106 234V233H105ZM110 234V233H109ZM133 234V233H132ZM164 234H163V240L161 241L164 245H162V247L163 246H165L166 247V242L164 243L163 241H167V240H165V238H164ZM224 234V233H223ZM231 234V233H230ZM234 234V233H233ZM250 234V233H249ZM2 235V234H1ZM33 235V234H32ZM36 235H34L33 237L34 238H36L37 236ZM47 235V234H46ZM46 235H45V237H46ZM58 235V233L56 234V236ZM98 235V234H97ZM119 235V234H118ZM133 235H135V234H133ZM140 235V234H139ZM167 236L170 240H171V236ZM178 235V234H177ZM246 235V234H245ZM7 236V237H8ZM16 236V237H17ZM24 236L25 235H23L22 236V238H24ZM27 236V238H28V240H29V237L31 236L30 234L29 235H26ZM26 236H25V238H26ZM29 236V237H28ZM43 236V235H42ZM146 236H147V234H146ZM151 236V235H150ZM181 236V235H180ZM179 236V237H180ZM201 236V235H200ZM207 236H209V234L207 235V234H205V240H207L209 237H207ZM233 236V235H232ZM237 236V235H236ZM236 236H234V237H236ZM51 237V236H50ZM53 237H54V234H53ZM63 237L65 238V236L63 235ZM118 237V236H117ZM121 237V236H120ZM125 237V236H124ZM123 237V238H124ZM139 237H141V236H139ZM138 237V235L134 238V239H136V238H139ZM144 237V236H143ZM142 237V238H143ZM148 237V236H147ZM178 237V236H177ZM203 236H201V237H197V238H202ZM218 237V236H217ZM217 237H214L213 239H217ZM224 237H226L227 238V235L225 236L224 235ZM223 237V238H224ZM242 237H243V234H242ZM245 237V236H244ZM22 238H19V240L20 241H22L21 239ZM39 238V237H38ZM41 238V237H40ZM40 238L39 239H33V240H35L34 241V244L36 243V242H38L39 240H40ZM47 238H48V236H47ZM58 238V237H57ZM56 238V239H57ZM113 238H114V235H113ZM133 238V237H132ZM149 238V237H148ZM175 238V237H174ZM173 238V239H174ZM182 238V237H181ZM181 238H178V239H180L181 240ZM186 238H182V239H184L183 241H181L182 242V244H183V242H187L186 241ZM218 238H220V241H221V239H222V235L220 236V237H218ZM225 238V239H226ZM232 238V237H231ZM240 238V237H239ZM238 238V239H239ZM11 239V238H10ZM45 239V238H44ZM51 239V238H50ZM56 239H54V240H56ZM62 239V238H61ZM118 238H116V240H117ZM126 239H128V237L127 238H125V240ZM144 239V238H143ZM161 239V238H160ZM172 239V240H173ZM190 239V240H189ZM213 239L212 240H210L211 241V243L210 244H212L213 242ZM245 239V238H244ZM243 239V240H244ZM5 240H7V238H5ZM4 239L2 240V241H5ZM16 240V239H15ZM18 240V239H17ZM65 240H67V239H65ZM70 240V239H69ZM68 240V241H69ZM110 240H112V239H110ZM114 240V239H113ZM112 240V241H113ZM137 240V239H136ZM135 240V241H136ZM170 241V243L171 242H177L175 239L173 240V241ZM202 240H204V238L203 239H200L199 241L201 242ZM218 240V239H217ZM242 240V239H241ZM242 240V241H243ZM9 241H12V243H13V240H9ZM9 241H6L5 242V245L7 244V242H8V244L10 243ZM25 241V240H24ZM41 241H42V243L45 241V240H43V239H41ZM52 241H53V239H52ZM71 241H73L72 239H71ZM93 241V240H92ZM127 241V240H126ZM126 241H124L123 240V244L126 242ZM128 241H129V243H130V240L128 239ZM134 241V242H135ZM140 241H141V239H140ZM144 241H145V239H144ZM156 242L158 241V242H160V240H155ZM154 241V242H155ZM199 241H197V242H199ZM209 241V242H210ZM241 241V242H242ZM251 240H249V242H250ZM253 241V240H252ZM255 241V240H254ZM257 241V240H256ZM51 242V241H50ZM53 242H55V241H53ZM74 242V241H73ZM132 242V241H131ZM139 242V241H138ZM146 243H148V241H145ZM153 242V244L152 245H154L155 243ZM158 242H157V244H158ZM168 242V241H167ZM204 242L205 241H203V244L202 245H204ZM207 242V241H206ZM209 242H207V244H209ZM216 242V244H218L219 245V243H217L218 241H216V240H214V243ZM2 243V244H1ZM0 243V246L1 245H3L4 244V242H1ZM12 243H10V244H12ZM15 243V242H14ZM14 243H13V245H14ZM41 242L39 241L37 244V246H42V243H41V245H39ZM48 243H49V241H48ZM108 243V242H107ZM142 243V242H141ZM169 243V242H168ZM202 243V242H201ZM201 243H200V245H201ZM255 243V242H254ZM253 243V244H254ZM259 243H260V241H259ZM258 243V244H259ZM7 244V245H8ZM109 244V243H108ZM151 244V243H150ZM161 244V243H160ZM159 244V245H160ZM190 244V243H189ZM195 244V243H194ZM193 244V245H194ZM206 244V245H207ZM209 244V245H210ZM238 244V243H237ZM258 244L256 245V246H258ZM12 245V246H13ZM26 245V244H25ZM24 245V246H25ZM45 245V244H44ZM63 245V244H62ZM171 245H173V244H171ZM185 245V244H184ZM206 245H204L205 247L204 248H206ZM217 245V246H218ZM230 245V244H229ZM251 245H252V242H251ZM260 245V244H259ZM51 246V245H50ZM141 246V245H140ZM143 246V245H142ZM140 247L141 248V250H146L145 249V247H148V250H146L147 252L149 251V250H151V249H149V246H146V245H144L143 247ZM175 246V245H174ZM179 246H181V244L179 245ZM183 246V245H182ZM189 246V245H188ZM195 246H197V245H195ZM227 246V245H226ZM225 246V247H226ZM263 246V245H262ZM3 247H5L4 245H3ZM18 247V246H17ZM127 247H129V245L127 246ZM171 247V246H170ZM173 247V246H172ZM177 247V246H176ZM200 247V246H199ZM219 247H220V245H219ZM250 247V246H249ZM255 246H253V248H254ZM12 248V247H11ZM23 248V247H22ZM26 248V247H25ZM24 248V249H25ZM131 248H133V247H131ZM139 248V247H138ZM137 248V249H138ZM164 248V247H163ZM167 248V247H166ZM166 248H164V249H166ZM182 248V247H181ZM203 248V249H204ZM235 248V247H234ZM256 248V247H255ZM255 248L253 249V250H255ZM1 249H3L2 247L0 248V250ZM8 249V248H7ZM10 249V248H9ZM14 249H16V248H14ZM18 249V248H17ZM16 249V250H17ZM20 249V248H19ZM27 249V248H26ZM36 249H37V251H39L38 249V247L37 248H35L34 249V251H36ZM135 249V248H134ZM159 249V248H158ZM188 248H186V250H187ZM212 249V248H211ZM226 249V248H225ZM229 249V251H230V248H228ZM250 249H251V247H250ZM154 250V249H153ZM161 250H162V248H161ZM160 250V251H161ZM172 250V248H170V251ZM178 250H180V251H182L181 249H178ZM191 250V251H190ZM197 250V249H196ZM198 250H199V248H198ZM197 250V251H198ZM221 250V249H220ZM252 250V249H251ZM253 250H252V252H253ZM12 251V250H11ZM20 251H24V250H20ZM32 252V254L34 255V253L35 252ZM126 251V250H125ZM125 251H122V252H125ZM133 251V250H132ZM142 251V252H143ZM158 251V250H157ZM156 251V252H157ZM159 251V252H160ZM183 251H185L184 249H183ZM187 251H190V252H194L195 251V249H194V251H193V249H192V247H191V249L189 248ZM186 251V253H188ZM197 251H195L194 253H196ZM201 251H204V250H200V253H201ZM215 251V250H214ZM213 251V252H214ZM223 251H225V250H223ZM262 251V250H261ZM13 252V251H12ZM169 252V251H168ZM220 252V251H219ZM226 252V251H225ZM247 252H251L250 250H248ZM21 253H23V252H21ZM109 253V252H108ZM120 253V252H119ZM127 253V255L125 254V257L127 256L128 257V252H126ZM131 253V252H130ZM149 253H152V252H149ZM204 253H205V251H204ZM218 253V252H217ZM230 253H231V251H230ZM229 253V254H230ZM245 253V252H244ZM243 253V254H244ZM260 253V252H259ZM262 253V252H261ZM264 253V252H263ZM262 253V254H263ZM5 254H7V253H5ZM13 254H15L14 252H13ZM12 254V255H13ZM121 254V253H120ZM181 254V253H180ZM196 254H199L198 252L196 253ZM206 254H207V252H206ZM209 254V253H208ZM226 253H224L223 255H221L222 257L225 255ZM254 254V253H253ZM20 255V254H19ZM28 255V254H27ZM32 255V256H33ZM37 255V254H36ZM121 255H123V254H121ZM121 255H118V256H120L121 257ZM136 255V254H135ZM134 255V252H133V256H135ZM173 256V258H174V254H172ZM193 255H195V254H193L192 253V255H191V253H190V258L193 256ZM202 255L203 254H201L200 256H201V258H202V260L204 259L203 257H202ZM215 256V253L214 254H211V259H212V261L214 262V256ZM247 255V254H246ZM248 255H250V254H248ZM258 255V254H257ZM26 256V255H25ZM25 256L24 257H22L23 259L25 258ZM39 256H41V255H39ZM103 256V255H102ZM117 256V257H118ZM131 256H132V254H131ZM139 255H137V257H138ZM160 256V255H159ZM185 256H186V254H185ZM188 256H189V254H188ZM196 256V255H195ZM206 257L207 256H209V255H205ZM217 256V255H216ZM232 257L234 256V255H231ZM260 256L262 257V255L260 254ZM26 257H29V255L28 256H26ZM30 257H31V255H30ZM137 257H134V258H137ZM151 257V256H150ZM150 257H149V259H150ZM180 257V256H179ZM199 257V256H198ZM214 257V258H213ZM218 257H219V255H218ZM221 257V258H222ZM225 257V256H224ZM235 257V256H234ZM246 257V256H245ZM244 257V258H245ZM258 257V256H257ZM21 258V259H22ZM123 258V257H122ZM122 258L121 259H119L118 258V260H119V263L120 264H123V263H127L128 261H129V259L128 260H125L126 262H120V260H122ZM134 258L133 259H131L130 260V262H133V260H134ZM152 258H154V256L152 257ZM161 258V257H160ZM189 257L187 258V259H185L186 261H187V263H188V261H189V259H190ZM249 258H251V256L249 257ZM260 257H258V259H259ZM4 259V258H3ZM15 259H17L16 257H15ZM15 259H10V261H12L13 260V262L15 261ZM22 259V260H23ZM26 259V258H25ZM24 259V260H25ZM33 259H35V258H33ZM41 259H42V257H41ZM41 259H40V261H41ZM104 259V258H103ZM126 259V258H125ZM138 259H140L139 257H138ZM162 259V258H161ZM177 259H179V258H177ZM177 259H176V261H177ZM200 259V258H199ZM210 259V260H211ZM216 259V258H215ZM23 260V261H24ZM141 260V259H140ZM140 260L138 261V262H140ZM172 260H174V259H172ZM191 260H193L192 258H191ZM208 260H209V258H208ZM209 260V262L208 263H210L211 261ZM219 260V262H220V259H218ZM225 260V259H224ZM262 260V259H261ZM260 260V261H261ZM99 261V260H98ZM98 261H96V263H98ZM102 261V260H101ZM104 262H101V263H107L108 264V262H109V259H108V262H106V260H103ZM117 261V260H116ZM124 261V260H123ZM134 261H136V260H134ZM143 261H145V260H143ZM142 261V262H143ZM147 261H148V258H147ZM163 261V260H162ZM165 262L167 261V259L166 260H164ZM175 261V262H176ZM179 261V260H178ZM217 261V260H216ZM222 261V260H221ZM226 261V260H225ZM225 261H223V263H226ZM228 261V260H227ZM237 261V260H236ZM260 261H257L256 263H260V264H263L264 262V256H263V260H262V263L260 262ZM8 262V261H7ZM16 262H18V260L17 261H15V264H16ZM26 262V261H25ZM24 262V264H26ZM38 262V261H37ZM42 262V261H41ZM100 262V261H99ZM111 262V261H110ZM109 262V263H110ZM113 262V261H112ZM118 262V261H117ZM129 262V263H130ZM141 262V263H142ZM151 262H153V260L151 259ZM183 262V261H182ZM190 262V261H189ZM191 262H194L195 263V261H191ZM206 262V261H205ZM207 262H206V264H207ZM235 262V261H234ZM239 262H240V259H239ZM245 262V261H244ZM19 263V262H18ZM22 262H20V264H21ZM91 263V262H90ZM95 263V262H94ZM100 263V264H101ZM114 263V262H113ZM148 263V262H147ZM157 263H159V262H157ZM218 263V262H217ZM216 263V264H217ZM233 263V262H232ZM243 263V262H242ZM255 263V264H256ZM0 264H2V263H0ZM3 264H5V263H3ZM37 264V263H36ZM111 264V263H110ZM115 264V263H114ZM118 264V263H117ZM128 264V263H127ZM152 264V263H151ZM154 264V263H153ZM156 264V263H155ZM167 264V263H166ZM169 264V263H168ZM174 264V263H173ZM189 264H191V263H189ZM205 264V263H204ZM211 264V263H210ZM213 264V263H212ZM219 264H222V263H219ZM226 264H228V263H226Z\"/></svg>","mask_w":264,"mask_h":264}]
</instances>
